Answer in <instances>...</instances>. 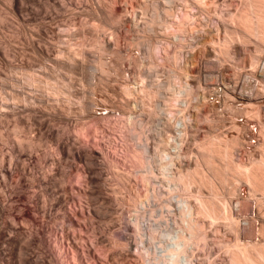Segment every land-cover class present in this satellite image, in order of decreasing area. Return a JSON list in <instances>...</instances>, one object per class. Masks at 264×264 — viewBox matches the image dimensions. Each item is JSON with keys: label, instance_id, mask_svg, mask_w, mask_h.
<instances>
[{"label": "rangeland", "instance_id": "374dc122", "mask_svg": "<svg viewBox=\"0 0 264 264\" xmlns=\"http://www.w3.org/2000/svg\"><path fill=\"white\" fill-rule=\"evenodd\" d=\"M169 1H170V3H169ZM175 1L176 0H174V1L173 0H166V2H168V3H166V5H165L164 0H160V1L159 0H21L20 5H19L20 6L19 11H17V10H15L13 2L10 3L11 0H0V48L2 47L1 49H3L2 51L0 49V53H2V55L0 54V66H2V67H0V71L3 73L5 71L4 74L6 75V77H3L4 75H2V78H4V79L0 80V88L2 90V91L0 90V92L3 93L2 97L5 98V96H6V98L4 99L0 95V166L3 164V163H1V160H2L1 158H3V160H4L3 165L4 166L3 165L2 166L4 167L3 169L7 172V174H6L4 170L1 171L2 168L0 167L1 168L0 169V180H1L0 181V189H1L0 190V192H1L0 193V204H1L0 205V213H1L0 214L1 215L0 216V224L1 223L3 224V221H4L3 219L6 218L4 216V214L6 215L7 213H5V212H9V211H11V214L17 220L16 221L17 234L13 236L12 241L8 242L9 244L8 243L3 244L4 256L2 258V261H0L1 264H21L20 261H22V258L27 256L28 254L32 255V257L36 256L35 260L38 262L39 257L44 256V253L47 254L49 257L51 256L50 258L54 262V263L52 262L53 264H63L65 261L66 262L64 264H67V262H68V264H77L78 262L76 263L73 260V258H72V260L74 262H71L72 261L71 260V257H72L71 256L72 255L71 250H69V247L67 248V244L64 243V242H66L65 237L62 236L64 234V232L62 230L64 229L65 224H67L68 217L74 223L77 224V225L75 224V228H77V229L74 228L76 235H78V236H76L77 237L76 238L77 239L76 245H78V246H76V250L78 248L77 254H79V257H80L79 260H80L81 264H87V263H89V264H112L115 262V261L113 262V260L116 258L115 257V256H117L116 254H118L120 251H121L120 252L121 254L119 253L120 256H118L119 257L118 261H120L121 264H169L168 260L173 258V257L170 258V256H169V254H170L169 249H171V247L175 248V246H173L174 244L172 242H174L173 239L175 238V235L177 233H180L179 235L181 237L178 239V241L180 240L181 243H179L180 247H179V249H177V250H179V254H180V257L179 256H178L179 258L177 257V259L181 262L180 264H183V263L185 264V261H187L186 264H188V263L189 264H234V263H232L233 262L232 261V258H233V251L232 250H233V245L235 243L237 231L235 230L236 228H234L235 224H234L233 220L237 216H238V218L239 217L241 218V219L239 218L240 223H241L240 224L241 231L239 229V232L241 233L240 236L244 234L243 236H241L242 243H251L252 242V244L257 243L256 245L264 247V234L262 233V230H261V227L264 226V218L262 216V213L264 211V206H263L264 199L262 200L261 205L259 207V211H260L259 213H258L257 208H256V210L254 209V205H253L252 214H247L248 209H249V203H246V202L244 203V200L247 198L249 199V197H251V199H252L253 196L259 198V194L253 192L252 189L250 190V187L248 185H246V183H243V181H234L232 179V176L234 175L235 172H233L231 169L223 171L224 173L222 172L225 175V177L223 176V178H227L226 179L227 181H224V182H227V184L225 183V185H224L222 182L217 181V183L215 182V184H214L215 185L214 190H212L213 188H211L207 184H204V183L201 184L199 182V180H197V178H192L190 185L186 187L188 190H186V188H185V190H180L178 193H174L172 195L170 193H168L169 191L165 185V181L163 179V176L162 177L160 176V175H162L161 174L162 167L160 166L161 164H159L160 158L158 157V155L156 156L155 150L157 151V154L159 152V155L161 152H164V151H165L164 153L170 155V157L175 155L174 156L175 159L172 157L173 160H175L174 161L175 167L174 166L171 167V171L174 174L178 173L177 171H179L180 169H182L179 171L181 173H186V172L191 173L193 171V169L195 168L196 164H200L201 165L200 167L202 168L203 174L205 176L209 177L211 175L212 171L210 170L209 166H205L206 165L205 161L203 162V160H201V159H203V157L201 158V156H204V154H205L202 151L203 149L201 148V145L205 144V140L207 142L208 139L209 140L212 139L215 142L217 140H220L219 142H221V144H222L223 140H228V139L231 140L232 139L231 141H233V143L229 140H228V143L231 142L233 145L236 144L237 146L236 145L231 146L230 145L231 143L228 144V145H230L229 147L231 150L230 151L231 156L229 157V160L227 161L228 163H230L232 161L231 163H233V162L238 163L239 162V164L242 165V163L244 162L243 165H246V164L249 165L251 159H256L258 157L257 156V154L259 155V149L257 148L258 137H257V135L254 136L256 134L255 128L258 125L255 123V121H250L251 119L248 120L249 117L253 119V117H251V113L247 114L244 112H241V113L237 112L239 115L238 114L236 115V111H234V108H237V106L238 107L240 106V103L238 102V99H237L238 95L239 94L247 95V92H249V94H250V91L248 90V89H250L249 84L246 83V82L251 81L247 78L248 75H250L249 78L252 76H253L252 78L256 77L257 81L260 80V82L262 83L263 87H261L262 89L259 88L261 90H257V96L254 95L255 97L253 99V102H256V103H254L256 105V106L254 105V107H257L256 109H259L260 112H263L262 117H264V106H263V104H264V74H262L264 71L261 70V67L259 65H257V67L252 66L251 67L252 69H251L250 68L251 65L249 66L250 62H248L251 54L252 55L256 54L255 48H259L261 50L262 48H264V45H262V44L260 45V43L256 39H254V37H252V35L249 36V35H247L248 33L247 34L244 33L247 35V37H246V35L243 34L244 31L241 29L242 27L239 26V28H238L237 21L235 20V18L233 16V14L236 15L239 12V11L237 12V9L238 10L242 9V8L239 9V6L242 7L243 2H245V1L242 2V0H205V1L202 0V1L198 2L201 4L203 2V5L201 8H200V4L196 3L198 0H181V1L177 0L178 3ZM182 2L183 3L185 2L187 5H185V3L183 4ZM236 3H237V5H236ZM54 4H55V6H54L55 8L52 7ZM154 4L156 6H154ZM167 4H170V6H168ZM197 4L199 7L197 6ZM225 4L227 7L225 6ZM232 4H234V5L232 6ZM203 7H205V8H203ZM165 8H166V10H165ZM170 8L172 9L171 13H169L171 10ZM177 8L180 11H178ZM229 8H230V10H229ZM235 8H237V9H235ZM183 9H187V10H183ZM164 10H165V12H164ZM144 11H145V13H144ZM229 11H231V12H229ZM162 12H164V13H162ZM166 12L169 15L165 14ZM194 13L197 15L193 16ZM206 13H208V14H206ZM228 13H230V14H228ZM158 14L160 17L158 16ZM231 14H232L234 20L232 19V17H230ZM172 15H173V17L174 16L175 17L171 19ZM200 15L203 16L202 19H201ZM224 15H226V16H224ZM168 16H170V17L168 18ZM184 16H186V17H184ZM177 17H178V19H177ZM194 17L195 18L197 17V18L195 19ZM198 17H200V18H198ZM187 18L193 19L192 22H191V20H189L190 21L189 22ZM226 18H227V20H225ZM154 19L156 20V22L154 21ZM165 19L167 20V24H165L166 23ZM150 20H152V21H150ZM194 22L196 25L193 24ZM232 22H234V23H232ZM188 23H190V24H188ZM197 23L199 24V26ZM177 24H179V25H177ZM220 24H221V26H220ZM232 24L234 25L233 27H232ZM168 26H170V27L168 28ZM182 28H184L183 32L181 30ZM198 28H199V30H201V32L198 30ZM202 29H203V31H202ZM234 29L237 32H239L241 30L240 32L242 34H240V32L238 34L241 36H245V38L247 39V40H245L246 44H245V42L242 43L245 45H242L240 43V46H239V42L237 41V39L235 40L236 42L233 40V39H235V38H233V33L235 31ZM166 30H167V32H165ZM175 30H177V31L175 32ZM222 30H224L225 32ZM185 31L186 32L188 31L187 34ZM226 32H228V33H226ZM176 33H178V34L176 35ZM228 34L230 35V38L233 40V42L230 41V42H232V44H229V42H228V44L231 46H229V48H228V44H227V49L229 50V52L230 51L233 52L234 49H237L238 52L240 50V52L238 53V54L241 53L240 56L239 55H233V53H232V54H229L227 57H225L226 55L223 56V54H220L219 49L221 47V43H222L221 41H224L226 39L225 37H227V36L229 37ZM172 35H174V36H172ZM176 36H178L177 39H176ZM80 39H83V40L81 41ZM175 39L178 41L176 42ZM221 39H223V40H221ZM37 41H38V44L41 42V45H42V43H43L42 46L40 45L41 47H43L44 45H45L44 46L45 48L48 47L47 45H49V47L51 46L50 48L49 47L47 48L50 56L44 55V54L43 55L40 54L41 55L40 56L37 52H36L37 54L33 53L36 51L34 44L37 45ZM193 41H195V43ZM32 43H34V44H32ZM203 43H204V45H203ZM100 44H102V45H100ZM170 45H172V46H170ZM252 45H254V46H252ZM65 46H67L68 48ZM103 46H104V48H103ZM200 46H201V48H200ZM217 46L219 48H217ZM257 46H259V47H257ZM153 47L154 48L156 47L155 49H157L158 51L153 49ZM53 48H55V49H53ZM69 48L73 49L75 52H77V51L79 52V50L80 51L82 50V56H77L79 61L77 60V57H75L70 65L64 57L59 56L60 54H62V55L63 54L65 55V53L67 54V52L70 50ZM51 49H53V50H51ZM198 49H199V52H198ZM205 49L208 51H206ZM101 50H103V51H101ZM195 50H196V52H195ZM56 51L58 53H55ZM177 51H179V52H177ZM205 51L209 53V55H208V58L210 57L209 59L206 57V55L203 54V52L205 53ZM213 51H214V54H213ZM5 52L11 53V55L13 54V56L15 55L14 56L15 59L12 58V60H15L13 62L14 65L12 64V66H11L10 63H8L10 65L7 64L8 61L6 62L5 56L3 55ZM153 52H155L154 54H156V56L153 54ZM84 53H85V56H84ZM146 53H147V55H146ZM197 53H198L199 57L197 56ZM261 53H262V56H264V49H263V51H261ZM54 54L58 55V56H56L57 58L55 57ZM173 55H174V57H173ZM211 55H212V57H211ZM219 55H222V56H219ZM259 55H261V54H259ZM83 56H84V58H82ZM141 56H142V58H141ZM175 56H177V58H175ZM147 57H148V59H147ZM170 57L172 60L174 58L175 59L172 61L170 59ZM190 57L194 58V59L191 60ZM240 57L243 59H241ZM16 58H17V60H16ZM63 58H64V60H63ZM98 58H100L103 61V63L105 64V68H104L105 73H103V72L100 73L99 70H96L94 72H93V70H91L92 64L93 65L95 64V62L93 60L96 61ZM129 58H131V59L129 60ZM135 58H137V60ZM166 58H167V61H166ZM177 59L179 60V62L177 61ZM27 60H29V61H27ZM40 60H41V62H39ZM134 60H135V62H134ZM199 60H200V62H199ZM175 61H176V63H175ZM32 62L35 64L37 63L38 65L41 64L40 67H42V66L45 67V68L44 67H42V68L34 67V69L36 70V73H37L36 75H38V77H40V78L42 77L43 78V79L41 78L42 80H45L46 78H48L46 80H54V81H56L57 85H59L61 90L69 91L68 93L72 97L71 103H68L64 99V96H58V97H51L50 96V97H48L49 95L48 96L46 95L47 93H46V89L44 86L42 88L45 91H43L41 87H38L36 89V88H33L32 86H26L25 81L22 80L23 79V77H21L22 75L18 74V73H20V71L18 70V72H17L16 71L17 69L14 67L19 66L18 68L29 69ZM44 62L47 64H45ZM129 62H131V63L133 62V63L129 64ZM140 62L142 63V66H141ZM169 62L171 65L169 64ZM177 62H178V64H177ZM208 62L211 64H209ZM215 62H216V64H215ZM191 63H192V66H191ZM135 65H137V66H135ZM169 65H170V67H169ZM89 66H90V70L87 69V68H89ZM134 66H135V68H134ZM9 67H10V69H9ZM136 67H140V68L138 69ZM150 67L152 68V70ZM168 67H169V69H168ZM37 68L39 69V72H37L38 71ZM73 68H74V70H73ZM40 69H42V70L40 71ZM258 69L261 70V72ZM11 70H13L12 73H11ZM57 70H59V71H57ZM122 70H124V71H122ZM150 70L152 73L150 72ZM256 71L258 74L256 73ZM15 72H17V73H15ZM178 72H180V73H178ZM208 73H210L211 76ZM149 74H151V75H149ZM183 74H186V75H183ZM19 75H20V77H19ZM43 75H45V76H43ZM170 75H175L173 78L175 81L172 80L174 82L175 87H172L173 85H171L173 83H171L172 81H171ZM214 75H215V77H214ZM167 76L170 78H168ZM242 76L244 78H242ZM260 76L262 79L259 78ZM0 77H1V75H0ZM179 77H181V79ZM207 77H210V80ZM142 78H144V80ZM204 78H206V80ZM140 79H142V83L145 82L144 86H146L148 84L146 87H149L151 84H153V86L155 85L154 87H151L153 90L157 89V87L159 86L158 89L160 91L158 90V94H157L158 97L156 96L154 98L153 97L150 98L147 96L148 97L147 98L145 94L138 91L139 86L141 84ZM247 79H248V81H247ZM125 80H127V81H125ZM244 80H246V81H244ZM22 81H24V82H22ZM128 81H130V82H128ZM133 81L134 82L140 81V82L139 83L137 82V84H136V83H133ZM180 81L184 85L188 82L187 84H188L189 91H188V89H187V91H188V93H190V95L187 93V91H185L184 94H183V92L181 93V96L178 94L179 95V97H178L176 92L175 93L171 92V91H173L174 88H175L174 91H176L178 89V86H182V84L179 83ZM241 81H242V83H241ZM9 82H11V83H9ZM168 82L171 85L170 91L167 88V86L169 84ZM157 83H158V85H157ZM210 83H212V84H210ZM120 85H122V86H120ZM124 85H126V86L130 85L129 87L131 89H133L132 94H131L133 96L123 94L122 89H123ZM137 85H139V86H137ZM235 85L237 86V88ZM176 86H177V88H176ZM242 86L244 89L246 88V90H244L242 88ZM20 87H21V90H20ZM65 87H67V89ZM132 87H134V88H132ZM228 87H230V88H228ZM247 87H248V89H247ZM119 88L121 90H119ZM239 88H240V90H239ZM241 88L243 90H241ZM164 89H165V92H164ZM212 89H214L215 92ZM167 90H168V92H167ZM207 90H208V93H207ZM209 90H210V92H209ZM8 91H9V94L6 93ZM41 92H43V93H41ZM134 92H136V95ZM223 92H224L225 98L223 95H221V94H223ZM232 92H234V93H232ZM236 92H238L239 94ZM185 93H187L188 95ZM191 93H192L193 98L191 97ZM200 93H203V94H200ZM217 93H219V94H217ZM254 93L256 94V91ZM172 94L173 95L175 94L174 96H177V97H175V99H174V96ZM226 94L228 95L229 99L226 97ZM12 95L14 97H17L19 101L17 102V101L11 100L10 97H12ZM20 96H21V98H20ZM89 96H91V98ZM139 96L142 98H139ZM172 96H173V98H172ZM220 96H222L223 99H221ZM76 97H77V99H76ZM28 98L30 100H28ZM149 98L151 100H153V102L150 101ZM2 99H4L5 101H3ZM87 99H88V101L90 99L92 100L91 109L87 110L88 113L86 111L82 112L80 110V106H79L81 103L86 104L85 102H87L86 101ZM184 99L187 102L184 101ZM93 100H94V102H93ZM173 100H174V102H173ZM260 100L261 101L263 100V101L261 102ZM79 101L80 102L82 101V102L80 103ZM200 101H201V103H200ZM233 101H235V102H233ZM3 102H5V103H3ZM203 102H204V105H203ZM9 103H10V105H9ZM126 104H128V105H126ZM180 104H182V105H180ZM229 104H230V107H231V105H233L234 107L232 106L233 108H230V109H228L229 107L226 108L225 106L229 105ZM35 105H36V108H35ZM170 105H171V108H174V110L170 109ZM179 105H180V107H179ZM196 105H197V108H196ZM40 106H41V108H40ZM183 106H184V109H183ZM198 106H200V107H198ZM31 108H33V109H31ZM48 108L51 112L48 110ZM162 108L164 109V111ZM175 108L177 111L175 110ZM178 108H179V110H178ZM180 108L182 110H180ZM208 108H212V109H208ZM222 108H225V109H222ZM100 109H102V110H100ZM113 109H115V110H113ZM152 109H153V111H152ZM180 111H182V112H180ZM250 111H252V110H250ZM125 112H126V114H125ZM144 112H145V114H144ZM130 113H132V114L130 115ZM177 113L179 114L178 117L176 116ZM180 113H182L183 116H181ZM231 113H232V116L229 115ZM30 114H32V116H30ZM151 114H152V116H151ZM194 114H196V115H194ZM219 114H222L223 116L220 117L221 115H219ZM233 114H234V116H236L237 119L233 117ZM243 114H245L246 117ZM14 115H16L17 117ZM137 115H138V117H137ZM132 116H133V118H132ZM135 116L137 117V119ZM180 116L182 119L180 118ZM194 116H195V119H194ZM239 116H241V117H239ZM36 117H38V118H36ZM44 117H47V118H44ZM161 117L162 118L164 117L163 119L166 122ZM165 117H167V119ZM228 117H230V118H228ZM42 118H43V120L40 121V119H42ZM231 118H233V119H231ZM38 119L40 122L34 121V120H38ZM79 119L82 121H80ZM147 119H149V120H147ZM170 119H172V120H170ZM174 119H176V121ZM234 119L236 120V121H234L235 123L232 122V120H234ZM245 119H247L248 122ZM167 120L170 122H168ZM187 120H188V122H187ZM142 121H143V123H145V122L146 123L141 124ZM17 122H18V124H17ZM43 122L44 123L46 122V123L44 124ZM83 122H87L88 125H91V127L88 126V128H87V133H88L87 138L88 139L87 138H85V139L77 138L74 134L75 130ZM130 122L132 124L134 123L135 125H132ZM14 123L16 125H14ZM127 123H128V125H125ZM181 123L184 125V127H180ZM232 123H233L235 128H236V124H237V130L234 127H231ZM249 123H250V125H249ZM253 123H254V126L252 125ZM172 124H173V126H172ZM41 125H43V127ZM14 126H15V128H14ZM132 126H133V128H132ZM164 126H166V127H164ZM239 126H240V128H239ZM178 127H180V128H178ZM188 127H190V128H188ZM246 128H247V130H248V128L252 129V132L253 131L254 132L252 134H250L251 132H249V130L247 131ZM195 129L197 130V132ZM241 131H244V132H241ZM160 132H161L162 136L159 135ZM248 132L251 135V138H249L250 135L248 134ZM14 133H16V134H14ZM56 134H58V135H56ZM145 134H146V136H145ZM188 134H191V135H188ZM14 135H16V136H14ZM177 135H179V136L177 137ZM18 136H19V138H18ZM138 136L140 137V140H139ZM236 136H239V138H240L238 140V143H236L234 141L235 140L234 138ZM241 136H243V137H241ZM57 137L59 140L57 139ZM70 137L73 140L75 139L76 142L71 143ZM172 137H174V138H172ZM14 138H15V140H13ZM9 139H11V140H9ZM172 139H174V142H173L174 144L172 143V141H173ZM38 140H41V142ZM83 140H84L85 144L83 143ZM27 141H29V142H27ZM22 142H24V143H22ZM30 142H33L31 144L33 145V147H35L31 150L32 152H30V150H29V153H28V150L26 151V149H24V148H22L23 151L21 150L23 157L20 158L19 163H21V162L24 163L23 165H25L26 169H25V176L23 177L24 181L21 178L20 179L21 185H20V184H17V181H19L18 175H17L19 171L17 172V170L15 171V169L14 170L12 169V172H10V170L7 169L8 164H9L8 163V161H9L8 157L10 155V152L12 151V147L20 146L19 148H21V145H20L21 143L22 144H28ZM38 142H39V144H38ZM159 142H160V144H159ZM36 143L39 146L36 145ZM66 143L68 144V147L72 146L71 151H73V152L70 151V153H71V156H73V157H71V156L69 157L68 155H70V154L63 156V154L61 153L60 148L62 146H66ZM69 143H71L73 145H71ZM17 144H19V145H17ZM62 144H65V145H62ZM156 145H158V146L154 147ZM80 146H81V150L84 148V149L88 150V152H91L92 154L91 153L90 154L94 158L93 159L92 157H90V159H91L90 161L92 162L91 168H93V172L97 171L96 173H94L95 174L94 176H96V179H95V183H92V185H91L92 187L90 186V184H89L90 182L88 181V177L86 175L87 171H85L86 168H85V164L83 165L84 162H80L74 157V153L77 152V150L81 151ZM96 146H98V148ZM161 146L162 147L164 146V148H162ZM77 147H79V148H77ZM159 147H160V149H159ZM90 148H91V151H90ZM152 149H155V150H152ZM165 149L168 151H166ZM142 150H145V151H142ZM235 150H237V151H235ZM55 151L58 153H56ZM140 151H141V153H140ZM147 151H148V153H146ZM144 153H146L145 154L146 156L144 155ZM176 153H178V154H176ZM161 154H163V153H161ZM199 155H200V157H199ZM138 156H139L140 160L138 159V163H137V161H136L137 159H135V157H138ZM105 157H106V160H105ZM233 157H234V159H233ZM22 158H23V160L21 161ZM141 158H143V159H141ZM213 158L215 159V160L214 159L213 160L215 161L214 164L217 165L216 166L217 168H219L220 166H222L226 163V161L221 159V158H217L215 156ZM57 159H59V160H57ZM151 159H153V160H151ZM165 159L166 160L168 159L167 156H165ZM235 159H237V161ZM23 161H25V162H23ZM139 161H142V162L139 163ZM146 161H148V163ZM195 161H196V163H195ZM111 163L112 164L115 163L116 167L118 166L117 169H118V172L120 171V173H119L120 175L122 173L121 176L120 175L117 176L116 173H114L115 171H113V170H115V169H113L110 166ZM95 164H97L99 166H97ZM138 165H140L141 167H143V166H145V167L141 168ZM213 166L215 167V165H213ZM208 167H209L210 171H207ZM177 168L179 170H177ZM201 168H199V170H201ZM220 168L219 169L222 170L223 166ZM72 169H73V171H72ZM61 170H62V172H61ZM47 171L49 173H47ZM202 171H200V172H202ZM45 172H46V174H45ZM73 172L76 175L78 174L77 175L78 179L80 178V176H81V178L79 180L76 179L75 178L76 176L75 177L73 176V174H74ZM139 173L140 174L142 173V174L140 175ZM28 174H34V176L36 175L37 177L35 176V178H39V177L45 178L46 177L47 182H48L47 186L50 190H49L48 196L46 197L48 200L45 203L46 204L45 206H47V205L49 206L50 203L52 204L54 202V200L51 197L54 198L56 194H57L56 196H60L62 200L64 199V198H62V196L66 197L62 201V205L60 204L62 207V208H60V210H62V211H60L61 213L59 212V208H56L57 207L56 206L55 208H53V211L52 210L50 211L48 216L46 215L47 218H46V216L41 218L42 214L39 211L35 210V208H34L35 205L33 203L29 202V199H28L29 197H37L40 194L39 187H38L39 183H37L38 181L34 180L33 185H31L29 183L30 182L29 181L30 176ZM62 174L64 175L63 176L64 178H62L60 176ZM98 175L100 176V178ZM123 175H125L126 177ZM142 175L146 177V180H147L146 182H144V181L142 182L140 180L141 177H143ZM68 176H69V178H68ZM70 177L71 178L74 177V179H73L74 182H73V180L71 181V183L69 182ZM60 178H62L63 182L62 181L61 182L63 184L59 182L61 180ZM66 178H67V180H66ZM119 178L120 179L122 178V179L120 180ZM148 179L151 181H148ZM75 180L78 182L75 183L76 182ZM142 180H143V178H142ZM66 181H67V183H66ZM230 181L232 182V184ZM96 182H97V184H96ZM149 182L152 183L153 186H151V184ZM218 182H220L221 184L219 185ZM229 182H230V185H229ZM234 182H235V184H234ZM3 183H5L6 185H2ZM148 183H149V186H147ZM16 184L18 187H16ZM69 184H71V185H69ZM101 184L102 185L104 184V185L102 186ZM154 184H155V186H154ZM143 185H146V186H143ZM87 186H89V188ZM7 187L8 188L10 187V188L8 189ZM12 187H14L15 189H13ZM90 187H91V189H90ZM151 187H152V189H151ZM164 187H165L166 191H165ZM85 188L87 190H85ZM6 189H7V191H5ZM88 189H89V192H88ZM14 190H15V192H14ZM22 190L25 193L20 192ZM10 191H12V192L9 194ZM90 191L93 192L92 194H95V195H93L94 198H92L93 197L92 194H89V193H91ZM18 193L19 194L21 193L23 195L20 194L21 195L20 196ZM63 193H64V195H62ZM162 193L164 194V197H162ZM16 194H18V195H16ZM7 195H9V196H7ZM83 195L84 196L88 195V196H92V197H88V196L84 197ZM98 195H99V198L97 197ZM169 195L175 196V197L171 198ZM177 195H180V197H182V198L184 197L183 199L185 201H187L188 205H190L189 207L191 208V210H193L192 215H191V217H192L191 219L192 220L197 219L196 221H193V223H195V226L198 224L197 226L199 229L197 228V226H196L197 229L194 226V229H192V232L194 230L193 233L191 232V230L188 231L189 229L185 226L183 219L180 217V215H181L180 206L174 205V203H176V201L174 199L176 198ZM214 195L217 196L218 200H216V201H217L218 206L221 209L223 208L224 211L227 213L229 211L230 214L229 213L228 214L226 213V214L231 215L232 219L219 218V219H217L218 221L215 220L214 222H211L210 219H208V218L205 219V217L198 212L197 203H196L197 198L201 197V198L208 199V198H212ZM22 196H24V197H22ZM101 196H103V197H101ZM137 196H139V197H137ZM77 197H79V198H77ZM90 198H92V199L90 200ZM236 198L239 199L241 202H243V204L240 207V211H239L240 214L236 211L237 210V207H235L236 206L235 205ZM2 199H5V200H2ZM50 200H52V201H50ZM98 200H100V201H98ZM153 200H155V201H153ZM172 200H174V201H172ZM229 200L231 201V204L229 203L230 202ZM88 201H90V202H88ZM94 201H95V203H94ZM134 201L136 203H133ZM131 202L133 203V205ZM164 203H166V204H164ZM40 204L42 205V203H39V205ZM72 204H74V208H73ZM135 204H137L136 206H138V207H136ZM139 204H140V206H139ZM169 204H170V206H169ZM95 205H97V206H95ZM102 205H103V207H102ZM220 205L225 206V208L223 206L221 207ZM79 206H80V208H79ZM19 207H20V209L18 210L17 208H19ZM58 207H60V206H58ZM97 207H101L102 211L103 210L105 211V212L103 211L104 212L103 215H105L106 217L102 215L103 218L99 219V221L101 220L102 223L97 222L98 218L96 217L95 214H93L94 213L93 209L95 211V209ZM163 207H164V210L162 209ZM176 207L180 211H178L176 209ZM10 208H11V210H9ZM75 208H77L79 210H76ZM227 208H228V210H227ZM21 209H23L24 211H22ZM161 210L164 211L165 213L163 214V212H161ZM224 211H223V213L225 214ZM14 212H16L17 216H15ZM17 212H19L21 214L18 215ZM63 212H65L66 214ZM74 212H76V213H74ZM194 212H195V214H194ZM2 213H3V215H2ZM30 214H32V215H30ZM193 214H194V216H193ZM233 214H237V215H233ZM63 215L65 217H67V219ZM177 215H179V216H177ZM195 215H199L201 217H199V216L195 217ZM73 216H75V217H73ZM21 218L22 219H25V218L33 219V229L35 228V231L38 229L36 231V234H35L36 236H34V241L31 243L29 242L28 231H26V228L23 225H21L22 224ZM55 218H56V220H55ZM198 218L201 219L202 222L200 220H198ZM247 218L248 219L250 218V219L248 220ZM252 218H253L255 223L252 221ZM75 219H77V220H75ZM179 219H180V221H179ZM191 219H189V220H191ZM82 220H84V221H82ZM93 220H95L96 222ZM161 220L164 222H162ZM245 220L246 221L248 220L247 221L248 223L250 221L249 225H248V223H247V225H246V223L244 224V222H246ZM5 221H6V219H5ZM181 221H182V223H180ZM62 222H63V224L61 225ZM77 222H79V223H77ZM251 224H253V225H251ZM176 225H177V227L175 228ZM152 226H153V228H152ZM98 228L100 230L101 229L102 230L100 231ZM154 228H155V230H154ZM180 228L183 229L184 231L180 230ZM58 229H60V233H62V234L59 233ZM186 229H187V231H186ZM51 230H52V232H51ZM79 230H81V232ZM77 231H79V233ZM251 231H253L252 232L253 234H250ZM242 232H243V234H242ZM195 233H198L199 235L198 234L195 235ZM188 234H189V236H187ZM247 234H249L251 236H249ZM100 235H101V238H100ZM167 235H168V237H167ZM79 236H81V237H79ZM152 236L154 238H152ZM57 237L58 238L60 237L61 239L60 238L58 239ZM160 237H161V239H160ZM172 237H174V238H172ZM190 237H192V239ZM164 238H166V239H164ZM184 238H186V239H184ZM78 239H79V241L80 240L81 241L86 240V241L82 242V243L80 241V243H81V245H80ZM102 239L104 242H102ZM197 239H198V241H197ZM15 240L19 241V244L21 245L22 249H17L15 247V249H16L15 250L13 248L14 243H12V242H14ZM182 240H183V242H182ZM53 241H54V243H53ZM77 241L79 244L77 243ZM83 243H86V245ZM38 245H39V247H38ZM63 245L64 246L66 245V246L64 247ZM82 245L83 246L85 245L84 246L85 248ZM168 245L170 248L168 247ZM166 246L169 249H167ZM182 246H183V248H181ZM79 247L82 249H80ZM166 249L168 250L167 251L168 253H166ZM180 249H181V253H180ZM14 250L16 253L14 252ZM24 250H25V252H24ZM59 250L61 253L59 252ZM68 250H69V252H68ZM116 250H117V252H116ZM18 251H20V253ZM43 251H44V253H43ZM79 251H80V253H79ZM66 252L68 254H66ZM25 253H26V255H25ZM113 254H115V255H113ZM91 256H93V257H91ZM37 257H38V259H37ZM110 257H112V258H110ZM110 259H111V261H110ZM120 263H118V264H120Z\"/></svg>", "mask_w": 264, "mask_h": 264}, {"label": "bare ground", "instance_id": "6f19581e", "mask_svg": "<svg viewBox=\"0 0 264 264\" xmlns=\"http://www.w3.org/2000/svg\"><path fill=\"white\" fill-rule=\"evenodd\" d=\"M160 1V0H159ZM165 1V5H166V3H168V2H166V0H164ZM174 1V0H173ZM178 1H181V0H178ZM200 1H202V0H198L196 3H198V2H200ZM205 1V0H204ZM243 1H245V2H243ZM13 2V5H14V7H15V10H17V11H19V8H20V2H21V0H11V2L10 3H12ZM152 2V1H151ZM150 2V3H151ZM163 2V1H162ZM175 2H177V0L175 1ZM242 2H243V5H242V7L241 6H239V9L240 8H242V9H240V10H238L237 8H235V9H237V14L235 15V14H233V16H234V18H235V20L237 21V26H238V28H239V26L240 27H242L241 29L244 31H242L243 32V34L244 33H248L247 35H249V36H251L252 35V37H254V39H256L259 43H260V45L262 44V45H264V0H242ZM241 2V3H242ZM143 3V2H142ZM153 3V2H152ZM169 3H170V1H169ZM178 3V2H177ZM183 3V2H182ZM185 3V2H184ZM183 3V4H184ZM189 3V2H188ZM213 3V2H212ZM226 3V2H225ZM149 4V3H148ZM198 4H200V8L202 7V5H203V2H202V4L201 3H198ZM198 4H197V6H198ZM205 4V3H204ZM214 4V3H213ZM222 4V3H221ZM224 4V3H223ZM230 4V3H229ZM168 6H170V4H167ZM180 5V4H179ZM185 5H187L186 3H185ZM206 5V4H205ZM231 5V4H230ZM234 4H232V6H233ZM236 5H237V3H236ZM55 6V4L52 6V7H54ZM152 6V5H151ZM154 6H156L155 4H154ZM161 6V5H160ZM207 6V5H206ZM225 6H226V4H225ZM229 6V5H228ZM188 7V6H187ZM199 7V6H198ZM221 7V6H220ZM227 7V6H226ZM55 8V7H54ZM154 8V7H153ZM172 8V7H171ZM170 8V9H171ZM182 8V7H181ZM180 8V9H181ZM189 8V7H188ZM203 8H205V7H203ZM143 9V8H142ZM146 9V8H145ZM162 9V8H161ZM169 9V8H168ZM167 9V10H168ZM178 9V8H177ZM176 9V10H177ZM190 9V8H189ZM188 9V10H189ZM220 9V8H219ZM149 10V9H148ZM155 10V9H154ZM165 10H166V8H165ZM165 10H164V12H165ZM183 10H187V9H183ZM222 10V9H221ZM229 10H230V8H229ZM21 11V10H20ZM159 11V10H158ZM171 11H172V9L170 10V12L169 13H171ZM178 11H180L179 9H178ZM216 11V10H215ZM219 11V10H218ZM217 11V12H218ZM223 11V10H222ZM226 11V10H225ZM235 11V10H234ZM164 12H162V13H164ZM168 12V11H167ZM167 12L165 13V14H167ZM182 12V11H181ZM187 12V11H186ZM205 12V11H204ZM229 12H231V11H229ZM236 12V11H235ZM234 12V13H235ZM144 13H145V11H144ZM152 13V12H151ZM155 13V12H154ZM157 13V12H156ZM179 13V12H178ZM183 13V12H182ZM190 13V12H189ZM215 13V12H214ZM221 13V12H220ZM227 13V12H226ZM206 14H208V13H206ZM224 14V13H223ZM228 14H230V13H228ZM157 15V14H156ZM161 15V14H160ZM163 15V14H162ZM167 15H169V14H167ZM174 15V14H173ZM173 15L171 16V19L172 18H174L173 17ZM185 15V14H184ZM188 15V14H187ZM186 15V16H187ZM194 15H197V14H193V16ZM210 15V14H209ZM220 15V14H219ZM150 16V15H149ZM158 16H159V14H158ZM177 16V15H176ZM186 16H184V17H186ZM208 16V15H207ZM224 16H226V15H224ZM223 16V17H224ZM233 16H232V14H231V16L230 17H232V19L234 20V18H233ZM160 17V16H159ZM167 17V16H166ZM170 16H168V18H169ZM200 17H201V19H202V17L203 16H201L200 15ZM200 17H198V18H200ZM218 17V16H217ZM221 17V16H220ZM167 18V19H168ZM193 18V17H192ZM195 18V17H194ZM197 18V17H196ZM195 18V19H196ZM222 18V17H221ZM177 19H178V17H177ZM182 19V18H181ZM188 19V18H187ZM194 19V20H195ZM204 19V18H203ZM216 19V18H215ZM229 19V18H228ZM166 20V19H165ZM189 20H191V22H192V20L193 19H188V21ZM206 20V19H205ZM217 20V19H216ZM225 20H227V18L225 19ZM150 21H152V20H150ZM154 21L156 22V20L154 19ZM161 21V20H160ZM180 22V21H179ZM190 22V21H189ZM200 22V21H199ZM224 22V21H223ZM231 22V21H230ZM165 23V22H164ZM176 23V22H175ZM183 23V22H182ZM220 23V22H219ZM232 23H234V22H232ZM152 24V23H151ZM165 24H167V20H166V23ZM188 24H190V23H188ZM194 25H196L195 24V22L193 23ZM198 24V23H197ZM202 24V23H201ZM222 24V23H221ZM221 24H220V26H221ZM230 24V23H229ZM177 25H179V24H177ZM186 25V24H185ZM151 26V25H150ZM166 26V25H165ZM181 26V25H180ZM192 26V25H191ZM190 26V27H191ZM198 26H199V24H198ZM230 26V25H229ZM234 25L232 24V27H233ZM152 27V26H151ZM170 26H168V28H169ZM217 27V26H216ZM167 28V27H166ZM179 28V27H178ZM185 28V27H184ZM184 28H182L181 30H182V32L184 31L183 29ZM237 28V29H238ZM172 29V28H171ZM180 29V28H179ZM230 29V28H229ZM169 30V29H168ZM198 30H199V28H198ZM233 30V29H232ZM231 30V31H232ZM235 30V29H234ZM239 30V29H238ZM174 31V30H173ZM177 30H175V32H176ZM180 31V30H179ZM189 31V30H188ZM187 31V32H188ZM200 32H201V30H199ZM202 31H203V29H202ZM222 31H224V30H222ZM236 31V30H235ZM234 31V33H233V38H235V39H233L234 41L237 39V41L239 42V46H240V43L242 44V43H244L245 42V40H247L246 38H245V36H241V35H239L238 33L241 31H239V32H235ZM165 32H167V30L165 31ZM186 32V31H185ZM187 32H186V34H187ZM225 32V31H224ZM233 32V31H232ZM171 33V32H170ZM205 33V32H204ZM217 33V32H216ZM226 33H228V32H226ZM230 33V32H229ZM83 34V33H82ZM175 34V33H174ZM178 33H176V35H177ZM196 34V33H195ZM213 34V33H212ZM232 34V33H231ZM240 34H242L241 32H240ZM246 34H244V35H246ZM210 35V34H209ZM229 35V34H228ZM247 35H246V37H247ZM85 36V35H84ZM172 36H174V35H172ZM183 36V35H182ZM211 36V35H210ZM225 36V35H224ZM227 36V35H226ZM177 37L178 36H176V39H177ZM194 37V36H193ZM200 37V36H199ZM209 37V36H208ZM31 38V37H30ZM84 38V37H83ZM169 38V37H168ZM182 38V37H181ZM180 38V39H181ZM202 38V37H201ZM204 38V37H203ZM214 38V37H213ZM223 38V37H222ZM226 39L224 40V41H221L222 43H221V47H220V54H223V56L224 55H226L225 57H227L229 54H232L233 53V55H241V53L240 54H238L239 52H240V50H239V52H238V50L237 49H234L233 50V52H229V50L227 49V44H228V42H229V44H232V42H233V40L230 38V35H229V37L227 36V37H225ZM250 38V37H249ZM175 39V40H176ZM183 39V38H182ZM252 39V38H251ZM70 40V39H69ZM81 41L83 40V39H80ZM166 40V39H165ZM170 40V39H169ZM184 40V39H183ZM198 40V39H197ZM207 40V39H206ZM209 40V39H208ZM217 40V39H216ZM221 40H223V39H221ZM34 41V40H33ZM168 41V40H167ZM178 40H176V42H177ZM210 41V40H209ZM230 41H232V42H230ZM251 41V40H250ZM256 41V42H257ZM40 42V41H39ZM71 42V41H70ZM69 42V43H70ZM99 42V41H98ZM175 42V41H174ZM184 42V41H183ZM194 43H195V41H193ZM207 42V41H206ZM236 42V41H235ZM80 43V42H79ZM97 43V42H96ZM95 43V44H96ZM100 43V42H99ZM202 43V42H201ZM32 44H34V43H32ZM72 44V43H71ZM98 44V43H97ZM166 44V43H165ZM168 44V43H167ZM173 44V43H172ZM187 44V43H186ZM193 44V43H192ZM218 44V43H217ZM228 44V48H229V46H231V45H229ZM245 44H246V42H245ZM245 44H242V45H245ZM41 45V42L38 44V41H37V45H35L34 44V46H35V48H36V51L35 52H33V53H38L39 55L41 54V55H49V51L47 50V48L49 47V45H47L48 47H41L42 45H43V43H42V45ZM80 45V44H79ZM78 45V46H79ZM83 45V44H82ZM100 45H102V44H100ZM174 45V44H173ZM183 45V44H182ZM202 45V44H201ZM203 45H204V43H203ZM207 45V44H206ZM210 45V44H209ZM238 45V44H237ZM249 45V44H248ZM155 46V45H154ZM170 46H172V45H170ZM233 46V45H232ZM235 46V45H234ZM252 46H254V45H252ZM51 47V46H50ZM49 47V48H50ZM53 47V46H52ZM65 47H67V46H65ZM148 47V46H147ZM146 47V48H147ZM157 47V46H156ZM155 47V48H156ZM174 47V46H173ZM177 47V46H176ZM192 47V46H191ZM196 47V46H195ZM247 47V46H246ZM257 47H259V46H257ZM2 48V47H1ZM0 48V49H1ZM6 48V47H5ZM68 48V47H67ZM84 48V47H83ZM103 48H104V46H103ZM102 48V49H103ZM154 47H153V49H155ZM158 48V47H157ZM166 48V47H165ZM181 48V47H180ZM200 48H201V46H200ZM210 48V47H209ZM217 48H219L218 46H217ZM248 48V47H247ZM34 49V48H33ZM53 49H55V48H53ZM53 49H51V50H53ZM70 49V48H69ZM150 49V48H149ZM178 49V48H177ZM194 49V48H193ZM232 49V48H231ZM230 49V50H231ZM256 49V54H251V56L249 57V61L248 62H250V64H249V66H250V68L253 66H255V67H257V65H259L260 67H261V70H263L264 71V56H262V53H261V51H263V49L264 48H262L261 50L259 49V48H255ZM3 49H1V51H2ZM35 50V49H34ZM155 50H157V49H155ZM204 50V49H203ZM206 50V49H205ZM254 50V49H253ZM58 51V50H57ZM55 52V53H58V52ZM101 51H103V50H101ZM147 51V50H146ZM158 51V50H157ZM167 51V50H166ZM172 51V50H171ZM174 51V50H173ZM206 51H208V50H206ZM205 51V53L203 52V54L204 55H206V57L208 58V55H209V53L208 52H206ZM255 51V50H254ZM12 52V51H11ZM67 52V51H66ZM145 52V51H144ZM143 52V53H144ZM156 52V51H155ZM155 52H153V54L155 53ZM177 52H179V51H177ZM195 52H196V50H195ZM198 52H199V49H198ZM16 53V52H15ZM32 53V54H33ZM36 53V54H37ZM149 53V52H148ZM166 53V52H165ZM171 53V52H170ZM191 53V52H190ZM212 53V52H211ZM243 53V52H242ZM246 53V52H245ZM1 55H2V53H0ZM162 54V53H161ZM180 54V53H179ZM184 54V53H183ZM192 54V53H191ZM213 54H214V51H213ZM259 54H261V55H259ZM4 56H5V60H6V62H7V64L8 63H10L11 64V66H12V64L14 65V61L15 60H12V58L13 59H15L14 58V56H13V54L11 55V53H7V52H5L4 54H3ZM40 55V56H41ZM55 55V54H54ZM142 55V54H141ZM145 55V54H144ZM146 55H147V53H146ZM149 55V54H148ZM155 56H156V54H154ZM176 55V54H175ZM182 55V54H181ZM193 55V54H192ZM245 55V54H244ZM38 56V55H37ZM50 56V55H49ZM56 56H58V55H55V57ZM60 57L62 56V57H64L65 59H66V61L69 63V65L72 63V61L74 60V58L75 57H77V56H82V50L80 51L79 50V52L77 51V52H75L73 49H70L68 52H67V54L65 53V55L63 54H60L59 55ZM84 56H85V53H84ZM84 56L82 57V58H84ZM132 56V55H131ZM189 56V55H188ZM197 56H198V53H197ZM219 56H222V55H219ZM3 57V56H2ZM17 57V56H16ZM136 57V56H135ZM154 57V56H153ZM152 57V58H153ZM173 57H174V55H173ZM186 57V56H185ZM194 57V56H193ZM199 57V56H198ZM197 57V58H198ZM211 57H212V55H211ZM236 57V56H235ZM44 58V57H43ZM57 58V57H56ZM64 58H63V60H64ZM89 58V57H88ZM103 58V57H102ZM141 58H142V56H141ZM168 58V57H167ZM167 58H166V61H167ZM175 58H177V56H175ZM174 58V59H175ZM180 58V57H179ZM178 58V59H179ZM191 58V57H190ZM196 58V57H195ZM210 58V57H209ZM208 58V59H209ZM241 58V57H240ZM47 59V58H46ZM94 59V58H93ZM131 58H129V60H130ZM136 60H137V58H135ZM146 59V58H145ZM147 59H148V57H147ZM170 59H171V57H170ZM169 59V60H170ZM173 59V60H174ZM177 59V61L179 62V60ZM192 59H194V58H191V60ZM200 59V58H199ZM203 59V58H202ZM218 59V58H217ZM221 59V58H220ZM241 59H243V58H241ZM240 59V60H241ZM16 60H17V58H16ZM20 60V59H19ZM44 60V59H43ZM77 60H78V57H77ZM84 60V59H83ZM89 60V59H88ZM127 60V59H126ZM140 60V59H139ZM172 60V59H171ZM172 60V61H173ZM223 60V59H222ZM25 61V60H24ZM27 61H29V60H27ZM48 61V60H47ZM79 61V60H78ZM94 62H95V64L93 65L92 64V66H91V70H93V72L94 71H96V70H99L100 71V73H105V64L103 63V61L100 59V58H98L96 61L95 60H93ZM143 61V60H142ZM202 61V60H201ZM208 61V60H207ZM245 61V60H244ZM22 62V61H21ZM39 62H41V60L39 61ZM43 62V61H42ZM49 62V61H48ZM77 62V61H76ZM81 62V61H80ZM134 62H135V60H134ZM137 62V61H136ZM146 62V61H145ZM178 62H177V64H178ZM199 62H200V60H199ZM198 62V63H199ZM224 62V61H223ZM25 63V62H24ZM28 63V62H27ZM26 63V64H27ZM45 63V62H44ZM55 63V62H54ZM74 63V62H73ZM78 63V62H77ZM89 63V62H88ZM107 63V62H106ZM131 62H129V64H130ZM133 63V62H132ZM131 63V64H132ZM138 63V62H137ZM136 63V64H137ZM141 63V62H140ZM139 63V64H140ZM175 63H176V61H175ZM209 63V62H208ZM10 64H8V65H10ZM17 64V63H16ZM29 64V63H28ZM45 64H47V63H45ZM49 64V63H48ZM83 64V63H82ZM90 64V63H89ZM169 64H170V62H169ZM173 64V63H172ZM209 64H211V63H209ZM215 64H216V62H215ZM19 65V64H18ZM41 65V64H40ZM40 65H38L37 63L35 64V63H31V66H30V68L29 69H24V68H18L17 66L16 67H14V68H16L17 70V72H18V70L20 71V73H18V74H21L22 76L21 77H23V79L22 80H24L25 81V84H26V86H32L33 88H38V87H45V89H46V95L48 96V97H58V96H64V99L68 102V103H71V101H72V97H71V95L68 93L69 91H63V90H61L60 89V87H59V85H57V83H56V81H54V80H46V79H48V78H46L45 80H42L40 77H38V75H36L37 73H36V70L34 69V67H40ZM68 65V64H67ZM68 65V66H69ZM77 65V64H76ZM91 65V64H90ZM107 65V64H106ZM109 65V64H108ZM171 65V64H170ZM170 65H169V67H170ZM181 65V64H180ZM194 65V64H193ZM213 65V64H212ZM22 66V65H21ZM58 66V65H57ZM63 66V65H62ZM78 66V65H77ZM85 66V65H84ZM114 66V65H113ZM135 66H137V65H135ZM135 66H134V68H135ZM139 66V65H138ZM141 66H142V63H141ZM176 66V65H175ZM191 66H192V63H191ZM0 67H2V66H0ZM42 67H44V66H42ZM42 67H40V68H42ZM53 67V66H52ZM64 67V66H63ZM86 67V66H85ZM88 67V66H87ZM110 67V66H109ZM152 67V66H151ZM150 67V68H151ZM169 67H168V69H169ZM181 67V66H180ZM189 67V66H188ZM187 67V68H188ZM45 68V67H44ZM43 68V69H44ZM71 68V67H70ZM79 68V67H78ZM136 68H140V67H136ZM149 68V67H148ZM147 68V69H148ZM192 68V67H191ZM9 69H10V67H9ZM38 69V68H37ZM49 69V68H48ZM58 69V68H57ZM81 69V68H80ZM87 69H89L90 70V66H89V68H87ZM108 69V68H107ZM137 69V70H138ZM173 69V68H172ZM252 69V68H251ZM2 70V69H1ZM15 70V69H14ZM42 69H40V71H41ZM56 70V69H55ZM61 70V69H60ZM73 70H74V68H73ZM76 70V69H75ZM151 70H152V68H151ZM151 70H150V72H151ZM175 70V69H174ZM254 70V69H253ZM259 70V69H258ZM261 70H259L260 72H261ZM12 71L13 70H11V73H12ZM49 71V70H48ZM52 71V70H51ZM54 71V70H53ZM57 71H59V70H57ZM82 71V70H81ZM85 71V70H84ZM122 71H124V70H122ZM140 71V70H139ZM138 71V72H139ZM144 71V70H143ZM180 71V70H179ZM252 71V70H251ZM17 72H15V73H17ZM37 72H39V69H38V71ZM43 72V71H42ZM61 72V71H60ZM66 72V71H65ZM135 72V71H134ZM149 72V71H148ZM172 72V71H171ZM174 72V71H173ZM255 72V71H254ZM0 75H1V77H0V80L1 79H4V78H2V75H4L3 77H6V75L4 74L5 73V71H4V73L3 72H1L0 71ZM44 73V72H43ZM42 73V74H43ZM47 73V72H46ZM72 73V72H71ZM143 73V72H142ZM152 73V72H151ZM178 73H180V72H178ZM190 73V72H189ZM220 73V72H219ZM256 73H257V71H256ZM123 74V73H122ZM147 74V73H146ZM208 74H210V73H208ZM249 74V73H248ZM258 74V73H257ZM262 74H264V72L262 73ZM14 75V74H13ZM17 75V74H16ZM53 75V74H52ZM130 75V74H129ZM140 75V74H139ZM149 75H151V74H149ZM148 75V76H149ZM168 75V74H167ZM179 75V74H178ZM183 75H186V74H183ZM182 75V76H183ZM255 75V74H254ZM11 76V75H10ZM43 76H45V75H43ZM48 76V75H47ZM60 76V75H59ZM145 76V75H144ZM171 76V81L173 80V81H175L173 78H174V76L175 75H170ZM181 76V77H182ZM191 76V75H190ZM206 76V75H205ZM210 76H211V74H210ZM244 76V75H243ZM242 76V78H244ZM249 76L250 75H248V79L249 80H251V81H249V82H246V83H248L249 84V87H250V89H248V87H247V89L250 91V94H249V92H247V95H244V94H239L238 92H236V93H238L239 95H238V97H237V99H238V102L240 103V106L238 107L237 106V108H234V111H236V115L238 114V113H241V112H244V113H247V114H249V113H251V117H253V119L252 118H250L249 117V119L248 120H250V121H255V123L258 125L256 128H255V131H256V134L254 135V136H256L257 135V137H258V139H257V148L259 149V155L257 154V158L256 159H251V161H250V163H249V165H243L244 164V162L242 163V165L241 164H239V162L237 163V162H233V163H228L227 161L229 160V157L231 156V150H230V145L231 146H235V145H233L232 143H233V141H231V140H229V141H231V142H229V143H231L230 145H228L229 143H228V140H223L222 141V144H221V142H219L220 140H217L216 142L215 141H213L211 138V140H207V142H206V140H205V144H203V145H201V148L203 149L202 151H203V153H205L204 154V156H201V158L203 157V159H201V160H203V162L205 161V166H209L210 167V170L212 171V173H211V175L208 177V176H205L204 174H203V171H202V168L200 167L201 165L200 164H196V166H195V168L193 169V171L191 172V173H189V172H186V173H181V172H179L180 170H182V169H178L177 168V170H179V171H177L178 173H173L172 171H171V167L172 166H174L175 167V164H174V161L175 160H173V158H174V156H172V157H170V155H168V154H166V153H164V152H161V153H163V154H161L160 153V155H159V152H158V154H157V151L155 150V149H152V150H155V152H156V156L158 155V157L160 158L159 160V164H161L160 166L162 167V169H161V174L162 175H160L161 177L163 176V179H164V181H165V185H166V187L168 188V193H170L171 195L172 194H174V193H178L180 190H185V188L187 187V186H189L190 185V183H191V181H192V178H197V180H199V182L201 183V184H207L208 186H210L211 188H213L212 190H214V188H215V182L217 183V181H220V182H222L224 185H225V183L227 184V182H224V181H227L226 179L227 178H223V176L225 177V175L223 174L224 172L223 171H226V170H228V169H231L233 172H235L234 173V175L232 176V179L234 180V181H243V183H246V185H248L249 187H250V190L252 189V191L253 192H255V193H258L259 194V198H257V197H252V199H251V197H249V199L247 198V199H245L244 200V203L246 202V203H249V209H248V213L247 214H252V209H253V205H254V209L256 210V208H257V210H258V213L260 212L259 211V207H260V205H261V202H262V200L264 199V117H262V113L263 112H260V110L259 109H256L257 107H254V103H256V102H253V99H254V97L255 96H257V90H261L262 88L261 87H263L262 86V83L260 82V80L259 81H257V79H256V77L255 78H252V77H250L249 78ZM262 76V75H261ZM261 76L259 77V78H261ZM8 77V76H7ZM19 77H20V75H19ZM18 77V78H19ZM127 77V76H126ZM130 77V76H129ZM128 77V78H129ZM168 77V76H167ZM181 77H179L180 79H181ZM187 77V76H186ZM213 77V76H212ZM214 77H215V75H214ZM236 77V76H235ZM123 78V77H122ZM125 78V77H124ZM134 78V77H133ZM140 78V77H139ZM168 78H170V77H168ZM176 78V77H175ZM185 78V77H184ZM188 78V77H187ZM193 78V77H192ZM207 78H209V80H210V77H207ZM7 79V78H6ZM68 79V78H67ZM143 80H144V78H142ZM142 79H140V81H141V84H140V86L139 85H137V86H139V90L138 91H140L141 93H143V94H145L146 95V97L148 96V97H150V98H154V97H156L157 96V94H158V88H159V86L157 87V89H152L151 87H154L153 86V84H149L150 86L149 87H146V86H144L145 84V82L144 83H142ZM205 80H206V78H204ZM237 79V78H236ZM240 79V78H239ZM248 79H247V81H248ZM262 79V78H261ZM16 80V79H15ZM69 80V79H68ZM80 80V79H79ZM130 80V79H129ZM179 80V79H178ZM184 80V79H183ZM208 80V79H207ZM238 80V79H237ZM3 81V80H2ZM13 81V80H12ZM11 81V82H12ZM24 81H22V82H24ZM124 81V80H123ZM125 81H127V80H125ZM139 81V82H140ZM166 81V80H165ZM170 81V80H169ZM171 82V83H173V84H171V85H173L172 87H175L174 86V82ZM243 81V80H242ZM242 81H241V83H242ZM244 81H246V80H244ZM11 82H9V83H11ZM67 82V81H66ZM69 82V81H68ZM128 82H130V81H128ZM138 82V81H137ZM137 82H134L133 81V83H136L137 84ZM138 82V83H139ZM206 82V81H205ZM228 82V81H227ZM148 83V82H147ZM169 83V82H168ZM167 83V84H168ZM179 83H181V81L179 82ZM186 83V82H185ZM188 83V82H187ZM182 84V86H178V89L176 90V91H174V89H173V91H171V92H173V93H177V96L179 97V95L181 96V93L183 92V94H184V92L185 91H187V89H188V84ZM225 83V82H224ZM235 83V82H234ZM4 84V83H3ZM20 84V83H19ZM28 84V85H27ZM66 84V83H65ZM64 84V85H65ZM70 84V83H69ZM128 84V83H127ZM190 84V83H189ZM193 84V83H192ZM209 84V83H208ZM210 84H212V83H210ZM226 84V83H225ZM236 84V83H235ZM238 84V83H237ZM245 84V83H244ZM247 84V85H248ZM13 85V84H12ZM22 85V84H21ZM135 85V84H134ZM157 85H158V83H157ZM160 85V84H159ZM166 85V84H165ZM171 85H170V83L168 84V86H167V88L169 89V91H170V89H171ZM214 85V84H213ZM224 85V84H223ZM232 85V84H231ZM243 85V84H242ZM25 86V85H24ZM70 86V85H69ZM120 86H122V85H120ZM130 86V85H129ZM129 86H126V85H124L123 86V89H122V91H123V94H125V95H131L132 94V90L133 89H131ZM132 86V85H131ZM164 86V85H163ZM236 86V85H235ZM239 86V85H238ZM241 86V85H240ZM15 87V86H14ZM68 87V86H67ZM67 87H65L66 89H67ZM135 87V86H134ZM134 87H132V88H134ZM170 87V88H169ZM190 87V86H189ZM225 87V86H224ZM10 88V87H9ZM19 88V87H18ZM138 88V87H137ZM163 88V87H162ZM161 88V89H162ZM176 88H177V86H176ZM228 88H230V87H228ZM233 88V87H232ZM236 88H237V86H236ZM242 88H243V86H242ZM241 88V90H243ZM259 88H261V89H259ZM27 89V88H26ZM193 89V88H192ZM217 89V88H216ZM0 90H1V88H0ZM6 90V89H5ZM20 90H21V87H20ZM30 90V89H29ZM42 90L43 91H45L43 88H42ZM70 90V89H69ZM119 90H121L120 88H119ZM204 90V89H203ZM213 91H214V89H212ZM211 90V91H212ZM222 90V89H221ZM230 90V89H229ZM239 90H240V88H239ZM244 90H246V88L244 89ZM2 91V90H1ZM38 91V90H37ZM41 91V90H40ZM160 91V90H159ZM188 91H189V89H188ZM188 91H187V93H188ZM202 91V90H201ZM256 91V94L254 93ZM13 92V91H12ZM31 92V91H30ZM164 92H165V89H164ZM163 92V93H164ZM167 92H168V90H167ZM170 92V93H171ZM194 92V91H193ZM200 92V91H199ZM206 92V91H205ZM209 92H210V90H209ZM215 92V91H214ZM225 92V91H224ZM224 92H223V94H221V95H223L224 96ZM6 93H8L9 94V91L8 92H6ZM11 93V92H10ZM41 93H43V92H41ZM122 93V92H121ZM135 93V95H136V92H134ZM133 93V94H134ZM187 93H185V94H187ZM207 93H208V90H207ZM221 93V92H220ZM232 93H234V92H232ZM2 92H0V95H1V97H2ZM14 94V93H13ZM36 94V93H35ZM179 94V95H178ZM189 95H190V93H188ZM187 94V95H188ZM199 94V93H198ZM200 94H203V93H200ZM216 94V93H215ZM217 94H219V93H217ZM246 94V93H245ZM259 94V93H258ZM31 95V94H30ZM134 95V96H135ZM144 95V96H145ZM161 95V94H160ZM173 95V94H172ZM175 95V94H174ZM173 95V96H174ZM194 95V94H193ZM255 95V96H254ZM260 95V94H259ZM9 96V95H8ZM41 96V95H40ZM131 96H133V95H131ZM173 96H172V98H173ZM177 96H174V99H175V97H177ZM185 96V95H184ZM201 96V95H200ZM217 96V95H216ZM234 96V95H233ZM90 98H91V96H89ZM138 97V96H137ZM147 97V98H148ZM158 97V96H157ZM191 97H192V93H191ZM221 97V99H223L222 98V96H220ZM226 97L228 98V95L226 94ZM2 98H4V97H2ZM5 98H6V96H5ZM4 98V99H5ZM11 98V100H13V101H19L18 100V98L17 97H14L13 95H12V97H10ZM20 98H21V96H20ZM36 98V97H35ZM38 98V97H37ZM139 98H142V97H140L139 96ZM144 98V97H143ZM149 98V99H150ZM182 98V97H181ZM180 98V99H181ZM193 98V97H192ZM215 98V97H214ZM224 98H225V96H224ZM4 99H2L3 101H5ZM8 99V98H7ZM6 99V100H7ZM32 99V98H31ZM76 99H77V97H76ZM156 99V98H155ZM163 99V98H162ZM186 99V98H185ZM184 99V101H186ZM189 99V98H188ZM207 99V98H206ZM218 99V98H217ZM220 99V98H219ZM229 99V98H228ZM232 99V98H231ZM28 100H30L29 98H28ZM27 100V101H28ZM33 100V99H32ZM47 100V99H46ZM145 100V99H144ZM157 100V99H156ZM159 100V99H158ZM178 100V99H177ZM202 100V99H201ZM44 101V100H43ZM55 101V100H54ZM87 102H85L86 104H82L80 101V110L82 111V112H87V110H89V109H91V104H92V100L90 99L89 101H88V99L86 100ZM142 101V100H141ZM147 101V100H146ZM150 101H152L153 102V100H151L150 99ZM172 101V100H171ZM176 101V100H175ZM183 101V100H182ZM261 101V100H260ZM263 101V100H262ZM261 101V102H262ZM34 102V101H33ZM53 102V101H52ZM93 102H94V100H93ZM145 102V101H144ZM165 102V101H164ZM168 102V101H167ZM173 102H174V100H173ZM177 102V101H176ZM187 102V101H186ZM233 102H235V101H233ZM3 103H5V102H3ZM36 103V102H35ZM142 103V102H141ZM190 103V102H189ZM195 103V102H194ZM199 103V102H198ZM200 103H201V101H200ZM215 103V102H214ZM229 103V102H228ZM50 104V103H49ZM53 104V103H52ZM51 104V105H52ZM158 104V103H157ZM156 104V105H157ZM173 104V103H172ZM197 104V103H196ZM209 104V103H208ZM226 104V103H225ZM9 105H10V103H9ZM30 105V104H29ZM42 105V104H41ZM58 105V104H57ZM126 105H128V104H126ZM154 105V104H153ZM155 105V106H156ZM164 105V104H163ZM169 105V104H168ZM175 105V104H174ZM180 105H182V104H180ZM180 105H179V107H180ZM187 105V104H186ZM189 105V104H188ZM200 105V104H199ZM203 105H204V102H203ZM49 106V105H48ZM162 106V105H161ZM167 106V105H166ZM185 106V105H184ZM184 106H183V109H184ZM202 106V105H201ZM208 106V105H207ZM224 106V105H223ZM233 105H231V107H230V104L229 105H226L225 107L226 108H228V109H230V108H233L232 107ZM256 106V105H255ZM263 106H264V104H263ZM24 107V106H23ZM30 107V106H29ZM32 107V106H31ZM38 107V106H37ZM130 107V106H129ZM168 107V106H167ZM198 107H200V106H198ZM212 107V106H211ZM221 107V106H220ZM35 108H36V105H35ZM34 108V109H35ZM40 108H41V106H40ZM53 108V107H52ZM63 108V107H62ZM157 108V107H156ZM160 108V107H159ZM166 108V107H165ZM196 108H197V105H196ZM29 109V108H28ZM31 109H33V108H31ZM44 109V108H43ZM42 109V110H43ZM125 109V108H124ZM147 109V108H146ZM163 109V108H162ZM170 109L172 110H174V108H171V105H170ZM169 109V110H170ZM189 109V108H188ZM201 109V108H200ZM207 109V108H206ZM208 109H212V108H208ZM222 109H225V108H222ZM227 109V110H228ZM37 110V109H36ZM48 110H49V108H48ZM61 110V109H60ZM64 110V109H63ZM100 110H102V109H100ZM113 110H115V109H113ZM145 110V109H144ZM159 110V109H158ZM175 110H176V108H175ZM178 110H179V108H178ZM180 110H182L181 108H180ZM187 110V109H186ZM196 110V109H195ZM232 110V109H231ZM250 110H252V111H250ZM263 110V109H262ZM7 111V110H6ZM45 111V110H44ZM50 111V110H49ZM62 111V110H61ZM70 111V110H69ZM152 111H153V109H152ZM157 111V110H156ZM162 111V110H161ZM163 111H164V109H163ZM168 111V110H167ZM177 111V110H176ZM190 111V110H189ZM188 111V112H189ZM223 111V110H222ZM229 111V110H228ZM233 111V110H232ZM231 111V112H232ZM11 112V111H10ZM51 112V111H50ZM114 112V111H113ZM136 112V111H135ZM155 112V111H154ZM159 112V111H158ZM180 112H182V111H180ZM197 112V111H196ZM214 112V111H213ZM238 112V113H237ZM36 113V112H35ZM61 113V112H60ZM88 113V112H87ZM129 113V112H128ZM167 113V112H166ZM165 113V114H166ZM184 113V112H183ZM215 113V112H214ZM221 113V112H220ZM228 113V112H227ZM230 113V112H229ZM17 114V113H16ZM79 114V113H78ZM85 114V113H84ZM125 114H126V112H125ZM132 113H130V115H131ZM144 114H145V112H144ZM161 114V113H160ZM181 114V116H183L182 115V113H180ZM199 114V113H198ZM224 114V113H223ZM47 115V114H46ZM98 115V114H97ZM112 115V114H111ZM110 115V116H111ZM157 115V114H156ZM155 115V116H156ZM159 115V114H158ZM173 115V114H172ZM175 115V114H174ZM194 115H196V114H194ZM219 115H221L220 117H222L223 115L222 114H219ZM228 115V114H227ZM229 115H231L232 116V113L231 114H229ZM239 115V114H238ZM243 115H245V114H243ZM14 116H16V115H14ZM30 116H32V114H30ZM37 116V115H36ZM68 116V115H67ZM70 116V115H69ZM102 116V115H101ZM108 116V115H107ZM121 116V115H120ZM129 116V115H128ZM143 116V115H142ZM151 116H152V114H151ZM177 117L179 116V114L177 113V115H176ZM181 116H180V118H181ZM185 116V115H184ZM188 116V115H187ZM193 116V115H192ZM13 117V116H12ZM17 117V116H16ZM29 117V116H28ZM79 117V116H78ZM123 117V116H122ZM131 117V116H130ZM136 117V116H135ZM137 117H138V115H137ZM137 117H136V119H137ZM150 117V116H149ZM159 117V116H158ZM157 117V118H158ZM169 117V116H168ZM175 117V116H174ZM173 117V118H174ZM176 117V118H177ZM233 117L234 118H236V116H234V114H233ZM238 117V116H237ZM239 117H241V116H239ZM245 117H246V115H245ZM35 118V117H34ZM36 118H38V117H36ZM44 118H47V117H44ZM124 118V117H123ZM127 118V117H126ZM132 118H133V116H132ZM155 118V117H154ZM162 118V117H161ZM164 118V117H163ZM162 118V119H163ZM166 119H167V117H165ZM179 118V119H180ZM228 118H230V117H228ZM125 119V118H124ZM182 119V118H181ZM186 119V118H185ZM194 119H195V116H194ZM219 119V118H218ZM231 119H233V118H231ZM237 119V118H236ZM41 120H43V118L42 119H40V121ZM80 120V119H79ZM126 120V119H125ZM124 120V121H125ZM147 120H149V119H147ZM164 120V119H163ZM169 120V119H168ZM167 120V121H168ZM170 120H172V119H170ZM175 121H176V119H174ZM247 122H248V120L247 119H245ZM18 121V120H17ZM34 121H38V122H40L39 121V119L38 120H34ZM80 121H82V120H80ZM130 121V120H129ZM151 121V120H150ZM165 121V120H164ZM182 121V120H181ZM186 121V120H185ZM196 121V120H195ZM216 121V120H215ZM234 121H236L235 119L234 120H232V122H234ZM249 121V122H250ZM140 122V121H139ZM166 122V121H165ZM168 122H170V121H168ZM178 122V121H177ZM187 122H188V120H187ZM197 122V121H196ZM217 122V121H216ZM246 122V123H247ZM44 123V122H43ZM46 123V122H45ZM44 123V124H45ZM125 123V122H124ZM123 123V124H124ZM131 123V122H130ZM146 123V122H145ZM145 123H143V121L141 122V124H145ZM157 123V122H156ZM174 123V122H173ZM223 123V122H222ZM235 123V122H234ZM17 124H18V122H17ZM132 124V123H131ZM176 124V123H175ZM186 124V123H185ZM229 124V123H228ZM231 124V123H230ZM248 124V123H247ZM14 125H16L15 123H14ZM125 125H128V123L127 124H125ZM132 125H135L134 123L132 124ZM154 125V124H153ZM170 125V124H169ZM177 125V124H176ZM181 126L180 127H184V125L181 123L180 124ZM243 125V124H242ZM246 125V124H245ZM249 125H250V123H249ZM253 126H254V123L252 124ZM251 125V126H252ZM42 127H43V125H41ZM88 126H90L91 127V125H88L87 124V122H83V123H81L80 125H79V127L75 130V132H74V134H75V136L77 137V138H82V139H85V138H87L88 137V133H87V128H88ZM149 126V125H148ZM163 126V125H162ZM172 126H173V124H172ZM179 126V125H178ZM244 126V125H243ZM150 127V126H149ZM152 127V126H151ZM164 127H166V126H164ZM180 127H178V128H180ZM187 127V126H186ZM231 127H234V125H233V123H232V126ZM14 128H15V126H14ZM132 128H133V126H132ZM137 128V127H136ZM161 128V127H160ZM163 128V127H162ZM177 128V129H178ZM188 128H190V127H188ZM235 128V127H234ZM239 128H240V126H239ZM238 128V129H239ZM176 129V128H175ZM236 130H237V124H236V128H235ZM254 129V128H253ZM193 130V129H192ZM196 130V129H195ZM231 130V129H230ZM246 130H247V128H246ZM245 130V131H246ZM248 130H249V132H251L250 134H252L253 132H252V129H249L248 128ZM247 130V131H248ZM147 131V130H146ZM153 131V130H152ZM178 131V130H177ZM185 131V130H184ZM183 131V132H184ZM18 132V131H17ZM188 132V131H187ZM190 132V131H189ZM196 132H197V130H196ZM241 132H244V131H241ZM249 132H248V134H249ZM147 133V132H146ZM163 133V132H162ZM185 133V132H184ZM240 133V132H239ZM14 134H16V133H14ZM139 134V133H138ZM137 134V135H138ZM175 134V133H174ZM177 134V133H176ZM193 134V133H192ZM249 134V135H250ZM18 135V134H17ZM56 135H58V134H56ZM160 136H162L161 135V132H160V134H159ZM173 135V134H172ZM182 135V134H181ZM184 135V134H183ZM186 135V134H185ZM188 135H191V134H188ZM242 135V134H241ZM14 136H16V135H14ZM55 136V135H54ZM53 136V137H54ZM145 136H146V134H145ZM179 135H177V137H178ZM246 136V135H245ZM10 137V136H9ZM139 137V136H138ZM169 137V136H168ZM167 137V138H168ZM175 137V136H174ZM174 137H172V138H174ZM181 137V136H180ZM179 137V138H180ZM192 137V136H191ZM231 137V136H230ZM241 137H243V136H241ZM17 138V137H16ZM18 138H19V136H18ZM166 138V139H167ZM249 138H251V135H250V137ZM56 139V138H55ZM57 139H58V137H57ZM88 139V138H87ZM137 139V138H136ZM189 139V138H188ZM192 139V138H191ZM222 139V138H221ZM235 140V142L236 143H238V140L240 139L239 138V136H236L235 138H234ZM242 139V138H241ZM244 139V138H243ZM9 140H11V139H9ZM13 140H15V138L13 139ZM17 140V139H16ZM59 140V139H58ZM139 140H140V137H139ZM173 140V141H172ZM171 141H172V143L174 142V139H172ZM178 140V139H177ZM193 140V139H192ZM251 140V139H250ZM255 140V139H254ZM20 141V140H19ZM30 141V140H29ZM29 141H27V142H29ZM38 141H40L41 142V140H38ZM54 141V140H53ZM56 141V140H55ZM88 141V140H87ZM137 141V140H136ZM161 141V140H160ZM163 141V140H162ZM70 142L72 143V142H76V140L74 139H71V137H70ZM86 142V141H85ZM141 142V141H140ZM234 142V143H235ZM240 142V141H239ZM17 143V142H16ZM20 143V142H19ZM22 143H24V142H22ZM20 144L21 145V148H19L20 146H17V147H12V151L10 152V155H9V157H8V159H9V161H8V168L7 169H9L10 170V172H12V169L14 170L15 169V171L17 170V172H18V179H19V181H17V184H20L21 185V178H22V180H23V177L25 176V165H23L24 163H19V160H20V158L21 157H23V155H22V148H24V149H26V151L28 150V153H29V150H30V152H32L31 150L33 149V148H35V147H33V145L31 144V143H33V142H30V143H28V144ZM71 143H69V144H71ZM83 143H84V140H83ZM165 143V142H164ZM171 143V144H172ZM204 143V142H203ZM216 143V144H215ZM245 143V142H244ZM38 144H39V142H38ZM37 143H36V145H38ZM85 144V143H84ZM159 144H160V142H159ZM174 144V143H173ZM15 145V144H14ZM17 145H19V144H17ZM62 145H65V144H62ZM71 145H73V144H71ZM82 145V144H81ZM99 145V144H98ZM163 145V144H162ZM255 145V144H254ZM39 146V145H38ZM84 146V145H83ZM158 145H156V146H154V147H157ZM160 146V145H159ZM165 146V145H164ZM164 146L162 147V148H164ZM175 146V145H174ZM237 146V145H236ZM97 148H98V146H96ZM166 147V146H165ZM179 147V146H178ZM183 147V146H182ZM77 148H79V147H77ZM101 148V147H100ZM58 149V148H57ZM61 153L63 154V156L64 155H68V154H70V155H68L69 157L71 156V153H70V151L72 150V146L70 147H68V144L66 143V146H62L61 148ZM159 149H160V147H159ZM158 149V150H159ZM238 149V148H237ZM241 149V148H240ZM22 150V151H21ZM80 150H81V146H80ZM94 150V149H93ZM166 150V149H165ZM25 151V150H24ZM90 151H91V148H90ZM99 151V150H98ZM142 151H145V150H142ZM166 151H168V150H166ZM173 151V150H172ZM181 151V150H180ZM235 151H237V150H235ZM239 151V150H238ZM242 151V150H241ZM52 152V151H51ZM56 152V151H55ZM71 152H73V151H71ZM96 152V151H95ZM150 152V151H149ZM154 152V151H153ZM176 152V151H175ZM199 152V151H198ZM2 153V152H1ZM54 153V152H53ZM56 153H58V152H56ZM91 152H88V150H86V149H82L81 151H78L77 150V152H75L74 153V157L78 160V161H80V162H84L83 163V165L85 164V168H86V170L85 171H87L86 173V175H87V177H88V181L90 182H88L89 184H90V186L92 185V183H95V179H96V176H94L95 174L94 173H96V172H93V168H91V159H90V157H92V153L90 154ZM97 153V152H96ZM101 153V152H100ZM99 153V154H100ZM140 153H141V151H140ZM146 153H148V151L146 152ZM146 153H144V155L146 154ZM170 153V152H169ZM201 153V152H200ZM52 154V153H51ZM165 154V155H164ZM176 154H178V153H176ZM102 155V154H101ZM151 155V154H150ZM251 155V154H250ZM146 156V155H145ZM165 156H167V160L165 159ZM177 156V155H176ZM217 157V158H221V159H223V160H225L226 161V163L224 164V165H222L223 166V168H222V170H220L221 168L220 167H222V166H220L219 168H217L216 166V164H214L215 163V159L213 158V157ZM248 156V155H247ZM71 157H73V156H71ZM97 157V156H96ZM102 157V156H101ZM144 157V156H143ZM199 157H200V155H199ZM62 158V157H61ZM93 158V157H92ZM99 158V157H98ZM153 158V157H152ZM156 158V157H155ZM195 158V157H194ZM236 158V157H235ZM2 160H1V163H3L4 164V160H3V158H1ZM94 159V158H93ZM97 159V158H96ZM95 159V160H96ZM135 159H137L136 161H137V163H138V159H139V156L138 157H135ZM141 159H143V158H141ZM175 159V158H174ZM196 159V158H195ZM214 159V160H213ZM233 159H234V157H233ZM232 159V160H233ZM250 159V158H249ZM23 160V158L21 159V161ZM57 160H59V159H57ZM84 160V161H83ZM105 160H106V157H105ZM104 160V161H105ZM140 160V159H139ZM146 160V159H145ZM144 160V161H145ZM148 160V159H147ZM151 160H153V159H151ZM236 161H237V159H235ZM241 160V159H240ZM245 160V159H244ZM75 161V160H74ZM77 161V162H78ZM103 161V160H102ZM200 161V160H199ZM23 162H25V161H23ZM100 162V161H99ZM115 162V161H114ZM140 162H142V161H139V163ZM147 163H148V161H146ZM145 162V163H146ZM154 162V161H153ZM177 162V161H176ZM201 162V161H200ZM96 163V162H95ZM116 163V162H115ZM115 163H111L110 164V166L113 168V169H115V170H113V171H115L114 173H116V175L117 176H119L120 174V171L118 172V169H117V167H116V165H115ZM144 163V162H143ZM195 163H196V161H195ZM237 163V164H236ZM241 163V162H240ZM247 163V162H246ZM2 164V165H3ZM142 164V163H141ZM179 164V163H178ZM182 164V163H181ZM0 166L1 168V171H3L4 169V165L3 166ZM58 165V164H57ZM95 165H97V164H95ZM147 165V164H146ZM213 165H215V167L213 166ZM59 166V165H58ZM97 166H99V165H97ZM138 166H140V165H138ZM143 166V165H142ZM178 166V165H177ZM141 167V166H140ZM145 166H143V167H141V168H144ZM147 167V166H146ZM160 167V168H161ZM173 167V168H174ZM209 167H208V170L207 171H210L209 170ZM84 168V169H85ZM99 168V167H98ZM148 168V167H147ZM180 168V167H179ZM199 168H201V170H199ZM6 169V168H5ZM74 169V168H73ZM73 169H72V171H73ZM140 169V168H139ZM175 170V169H174ZM5 171V170H4ZM160 171V170H159ZM200 171H202V172H200ZM9 172V171H8ZM9 172V173H10ZM29 172V171H28ZM61 172H62V170H61ZM76 172V171H75ZM223 172V173H222ZM5 173L7 174V172L5 171ZM47 173H49L48 171H47ZM74 173V172H73ZM78 173V172H77ZM99 173V172H98ZM136 173V172H135ZM222 173V174H221ZM45 174H46V172H45ZM65 174V173H64ZM140 174V173H139ZM142 174V173H141ZM140 174V175H141ZM29 176H30V184L31 185H33V181L34 180H36V181H38L37 183H39V185H38V187H39V191H40V194L37 196V197H29L28 199H29V202H31V203H33L34 205H35V210H37V211H39L41 214H42V216H41V218L42 217H45L46 215L48 216L49 215V213H50V211L52 210L53 211V208H55L56 206V208H59V212L60 211H62V210H60V208H62L61 207V205H62V201L66 198V197H63L62 195H64V193L61 195L62 196V198H64L63 200L61 199V197L60 196H56L55 195V197L53 198V197H51L53 200H54V202L51 204L50 203V205L48 206H45L46 204V202H47V196H48V194H49V188H48V186H47V184H48V182H47V179H46V177L45 178H35V176H34V174H28ZM78 175V174H77ZM77 175L74 173L73 174V176L76 178V179H78V177H77ZM97 175V174H96ZM121 175H122V173H121ZM120 175V176H121ZM209 175V174H208ZM3 176V175H2ZM11 176V175H10ZM43 176V175H42ZM45 176V175H44ZM62 178H64L63 176V174L62 175H60ZM99 176V175H98ZM116 176V177H117ZM123 176H125V175H123ZM143 176V175H142ZM235 176V177H234ZM37 177V176H36ZM66 177V176H65ZM74 177H70V183H71V181L74 179ZM126 177V176H125ZM141 177V176H140ZM145 176H143V177H141V181L143 182H146L147 180H146V177L144 178ZM235 179H234V178ZM29 178V177H28ZM62 178H60L61 180L59 181L60 183H62L63 181H62ZM68 178H69V176H68ZM80 178H81V176H80ZM79 178V179H80ZM99 178H100V176H99ZM123 178V177H122ZM121 178V179H122ZM142 178H143V180H142ZM17 179V180H18ZM78 179V180H79ZM117 179V178H116ZM120 179V178H119ZM120 179V180H121ZM225 179V180H224ZM5 180V179H4ZM66 180H67V178H66ZM103 180V179H102ZM101 180V181H102ZM119 180V181H120ZM153 180V179H152ZM1 181V180H0ZM24 181V180H23ZM62 181V182H61ZM76 181V180H75ZM148 181H151V180H149L148 179ZM3 182V181H2ZM8 182V181H7ZM65 182V181H64ZM68 182V183H69ZM73 182H74V180H73ZM72 182V183H73ZM78 181H76L75 183H77ZM155 182V181H154ZM220 182H218L219 183V185L221 184ZM231 182V181H230ZM230 182H229V185H230ZM6 183V182H5ZM5 183H3L2 185H6ZM28 183V182H27ZM66 183H67V181H66ZM101 183V182H100ZM150 183V182H149ZM149 183H148V185L147 186H149ZM237 183V182H236ZM240 183V182H239ZM17 184H16V187H18L17 186ZM29 184V185H30ZM63 184V183H62ZM74 184V183H73ZM96 184H97V182H96ZM143 184V183H142ZM147 184V183H146ZM151 184V186H153L152 185V183H150ZM156 184V183H155ZM155 184H154V186H155ZM222 184V185H223ZM231 184H232V182H231ZM234 184H235V182H234ZM30 185V186H31ZM35 185V184H34ZM69 185H71V184H69ZM102 185V184H101ZM104 185V184H103ZM102 185V186H103ZM62 186V185H61ZM143 186H146V185H143ZM204 186V185H203ZM227 186V185H226ZM2 187V186H1ZM33 187V186H32ZM88 188H89V186H87ZM92 187V186H91ZM91 187H90V189H91ZM101 187V186H100ZM236 187V186H235ZM8 188V187H7ZM10 188V187H9ZM8 188V189H9ZM13 189H15L14 187H12ZM64 188V187H63ZM148 188V187H147ZM150 188V187H149ZM231 188V187H230ZM151 189H152V187H151ZM154 189V188H153ZM164 189H165V187H164ZM234 189V188H233ZM1 190V189H0ZM20 190V189H19ZM85 190H87L86 188H85ZM163 190V189H162ZM186 190H188L187 188H186ZM5 191H7V189L5 190ZM13 191V190H12ZM12 191H10L9 192V194L12 192ZM53 191V190H52ZM57 191V190H56ZM59 191V190H58ZM93 191V190H92ZM95 191V190H94ZM155 191V190H154ZM164 191V190H163ZM165 191H166V189H165ZM230 191V190H229ZM235 191V190H234ZM4 192V191H3ZM14 192H15V190H14ZM19 192V191H18ZM20 192H24L23 190L22 191H20ZM64 192V191H63ZM88 192H89V189H88ZM87 192V193H88ZM91 192V191H90ZM98 192V191H97ZM115 192V191H114ZM1 193V192H0ZM7 193V192H6ZM25 193V192H24ZM27 193V192H26ZM58 193V192H57ZM86 193V194H87ZM93 192H91V193H89V194H92ZM100 193V192H99ZM13 194V193H12ZM19 194V193H18ZM18 194H16V195H18ZM21 194V193H20ZM19 194V195H20ZM61 194V193H60ZM98 194V193H97ZM102 194V193H101ZM180 194V193H179ZM2 195V194H1ZM21 195H23V194H21ZM20 195V196H21ZM28 195V194H27ZM26 195V196H27ZM93 195H95V194H92V196ZM167 195V194H166ZM187 195V194H186ZM198 195V194H197ZM251 195V194H250ZM257 195V194H256ZM7 196H9V195H7ZM84 196V195H83ZM82 196V197H83ZM88 195H86V196H84V197H87ZM92 196H88V197H92ZM170 196V195H169ZM233 196V195H232ZM236 196V195H235ZM22 197H24V196H22ZM98 198H99V195L97 196ZM101 197H103V196H101ZM137 197H139V196H137ZM161 197V196H160ZM162 197H164V194L162 193ZM171 198L173 197H175V196H170ZM247 197V196H246ZM245 197V198H246ZM2 198V197H1ZM6 198V197H5ZM49 198V197H48ZM77 198H79V197H77ZM92 198H94V196L92 197ZM92 198H90V200L92 199ZM133 198V197H132ZM136 198V197H135ZM134 198V199H135ZM170 198V199H171ZM184 198V197H183ZM182 197H180V195H177L176 196V198L174 199L175 201H176V203H174V205L176 206V205H179L180 206V210H181V215H180V217L183 219V221H184V224H185V226L189 229L188 231H190L191 230V232H192V229H194V226H195V223H193V221H196L195 219L194 220H192L191 218V215H192V211L193 210H191V208L189 207L190 205H188V203H187V201H185L184 199H183ZM10 199V198H9ZM26 199V198H25ZM81 199V198H80ZM85 199V198H84ZM103 199V198H102ZM188 199V198H187ZM231 199V198H230ZM2 200H5V199H2ZM42 200V201H41ZM94 200V199H93ZM96 200V199H95ZM137 200V199H136ZM169 200V199H168ZM174 200H172V201H174ZM196 200V199H195ZM216 200H218L217 199V196L216 195H214L212 198H208V199H206V198H201V197H198L197 198V208H198V212L201 214V215H203L204 217H205V219L206 218H208V219H210V221L211 222H214L215 220H217V219H219V218H224V219H232V217H231V215H227L228 213H229V211H228V213L227 212H225L224 211V209L222 208H220L219 206H218V204H217V201ZM7 201V200H6ZM50 201H52V200H50ZM66 201V200H65ZM64 201V202H65ZM85 201V200H84ZM98 201H100V200H98ZM133 201V200H132ZM140 201V200H139ZM144 201V200H143ZM153 201H155V200H153ZM171 201V200H170ZM230 201V200H229ZM228 201V202H229ZM63 202V203H64ZM88 202H90V201H88ZM104 202V201H103ZM145 202V201H144ZM189 202V201H188ZM220 202V201H219ZM218 202V203H219ZM227 202V201H226ZM9 203V202H8ZM39 203H42V205L40 204L39 205ZM80 203V202H79ZM94 203H95V201H94ZM97 203V202H96ZM132 203V202H131ZM133 203H136L135 201L133 202ZM133 203H132V205H133ZM161 203V202H160ZM171 203V202H170ZM230 204H231V201L229 202ZM3 204V203H2ZM7 204V203H6ZM61 204V205H60ZM82 204V203H81ZM100 204V203H99ZM102 204V203H101ZM120 204V203H119ZM164 204H166V203H164ZM173 204V203H172ZM221 204V203H220ZM228 204V203H227ZM243 204V202H241L239 199H237L236 198V203H235V207H237V212L239 213V211H240V207H241V205ZM1 205V204H0ZM9 205V204H8ZM11 205V204H10ZM27 205V204H26ZM73 205V208H74V204H72ZM83 205V204H82ZM105 205V204H104ZM137 204H135V206H136ZM162 205V204H161ZM225 205V204H224ZM233 205V204H232ZM13 206V205H12ZM58 206H60V207H58ZM95 206H97V205H95ZM94 206V207H95ZM139 206H140V204H139ZM142 206V205H141ZM151 206V205H150ZM153 206V205H152ZM167 206V205H166ZM169 206H170V204H169ZM193 206V205H192ZM221 207L223 206V205H220ZM231 206V205H230ZM247 206V205H246ZM263 206H264V204H263ZM7 207V206H6ZM87 207V206H86ZM102 207H103V205H102ZM136 207H138V206H136ZM154 207V206H153ZM160 207V206H159ZM195 207V206H194ZM224 208H225V206H223ZM232 207V206H231ZM234 207V208H235ZM3 208V207H2ZM12 208V207H11ZM11 208L9 209V210H11ZM26 208V207H25ZM33 208V209H34ZM72 208V209H73ZM79 208H80V206H79ZM89 208V207H88ZM169 208V207H168ZM171 208V207H170ZM4 209V208H3ZM8 209V208H7ZM18 210L20 209V207L19 208H17ZM76 210H79V209H77V208H75ZM74 209V210H75ZM137 209V208H136ZM143 209V208H142ZM163 210H164V207L162 208ZM175 209V208H174ZM176 209H177V207H176ZM193 209V208H192ZM233 209V208H232ZM2 210V209H1ZM22 211H24L23 209H21ZM57 210V209H56ZM170 210V209H169ZM178 210V209H177ZM180 210H178V211H180ZM225 212V214L223 213V211ZM227 210H228V208H227ZM230 210V209H229ZM234 210V211H235ZM81 211V210H80ZM104 211V210H103ZM102 211V208L101 207H97L96 209H95V211H94V209H93V214H95L96 215V217L98 218L97 219V222H99V223H102L101 222V220L99 221V219H101V218H103L102 217V215H103V213L105 212H103ZM155 211V210H154ZM172 211V210H171ZM176 211V210H175ZM174 211V212H175ZM196 211V210H195ZM231 211V210H230ZM235 211V212H236ZM3 212V211H2ZM10 212V213H9ZM9 212H5V213H7L6 215L4 214V216L6 217L5 219H6V221H5V219H3L4 221H3V224L1 225L0 224V261H2V258H3V256H4V253H3V244H5V243H8L9 241H12V238H13V236L14 235H16L17 234V227H16V218L11 214V211H9ZM13 212V211H12ZM29 212V211H28ZM31 212V211H30ZM34 212V211H33ZM36 212V211H35ZM58 212V211H57ZM161 212H163V214L165 213L164 211H162L161 210ZM173 212V213H174ZM177 212V211H176ZM255 212V211H254ZM15 213V216H17L16 215V212H14ZM18 213V215L19 214H21V213H19V212H17ZM61 213V212H60ZM63 213H65V212H63ZM68 213V212H67ZM74 213H76V212H74ZM157 213V212H156ZM170 213V212H169ZM227 213V214H226ZM257 213V212H256ZM1 214V213H0ZM66 214V213H65ZM64 214V215H65ZM78 214V213H77ZM76 214V215H77ZM167 214V213H166ZM194 214H195V212H194ZM194 214H193V216H194ZM230 214V213H229ZM232 214V213H231ZM240 214V213H239ZM246 214V213H245ZM246 214V215H247ZM2 215H3V213H2ZM30 215H32V214H30ZM34 215V214H33ZM61 215V214H60ZM59 215V216H60ZM63 215V216H64ZM74 215V214H73ZM157 215V214H156ZM173 215V214H172ZM176 215V214H175ZM233 215H237V214H233ZM1 216V215H0ZM23 216V215H22ZM47 216H46V218H47ZM51 216V215H50ZM49 216V217H50ZM103 216H105V215H103ZM169 216V215H168ZM177 216H179V215H177ZM196 216H199V215H195V217ZM262 216H263V218H264V211H263V213H262ZM57 217V216H56ZM65 217V216H64ZM71 217V216H70ZM73 217H75V216H73ZM95 217V218H96ZM106 217V216H105ZM170 217V216H169ZM194 217V218H195ZM199 217H201V216H199ZM203 217V218H204ZM4 218V217H3ZM66 219H67V217H65ZM77 218V217H76ZM93 218V217H92ZM234 218V217H233ZM240 218V217H239ZM238 218V216L236 217V218H234V220H233V222H234V224H235V227L234 228H236L235 230L237 231V233H236V238H235V243H234V245H233V258H232V263H234V264H264V247H262V246H258V245H256L257 243H255V244H252V242L251 243H242V240H241V236H243L244 234H243V232H242V234L243 235H241L240 236V232H239V229H240V219ZM251 218V217H250ZM249 218V219H250ZM74 219V218H73ZM160 219V218H159ZM163 219V218H162ZM174 219V218H173ZM189 219H191V220H189ZM223 219V220H224ZM243 219V218H242ZM248 219V218H247ZM248 219V220H249ZM43 220V219H42ZM55 220H56V218H55ZM62 220V219H61ZM75 220H77V219H75ZM79 220V219H78ZM106 220V219H105ZM118 220V219H117ZM198 220H200L201 221V219H199L198 218ZM204 220V219H203ZM247 220V221H248ZM256 220V219H255ZM44 221V220H43ZM63 221V220H62ZM66 221V220H65ZM64 221V222H65ZM81 221V220H80ZM79 221V222H80ZM82 221H84V220H82ZM86 221V220H85ZM89 221V220H88ZM93 221H95V220H93ZM162 221V220H161ZM160 221V222H161ZM179 221H180V219H179ZM218 221V220H217ZM226 221V220H225ZM232 221V220H231ZM242 221V220H241ZM246 221V220H245ZM244 222V224L246 223V225H247V223L248 222ZM252 221L254 222V220H253V218H252ZM251 221V222H252ZM79 222H77V223H79ZM87 222V221H86ZM96 222V221H95ZM157 222V221H156ZM162 222H164V221H162ZM202 222V221H201ZM200 222V223H201ZM230 222V221H229ZM243 222V221H242ZM21 225H23L25 228H26V231H28V237H29V242L31 243V242H33L34 241V236H36L35 234H36V231L38 230H36L35 231V228L33 229V219H30V218H25V219H22L21 218ZM155 223V222H154ZM170 223V222H169ZM175 223V222H174ZM180 223H182V221L180 222ZM197 223V222H196ZM232 223V222H231ZM249 223H250V221H249ZM249 223H248V225H249ZM255 223V222H254ZM63 224V222L61 223V225ZM75 224L76 223H74L71 219H69V217H68V219H67V224H65V227H64V229L62 230L63 232H64V234L62 235V236H64L65 237V240H66V242H64L65 244H67V248L69 247V250H71V253H72V257H71V260H72V258H73V260L77 263H79V264H81V262H80V257H79V254H77V250H78V248H77V250H76V246H78V245H76V236H78V235H76V233H75V229H77V228H75ZM97 224V223H96ZM156 224V223H155ZM166 224V223H165ZM176 224V223H175ZM202 224V223H201ZM229 224V223H228ZM77 225V224H76ZM80 225V224H79ZM103 225V224H102ZM154 225V224H153ZM158 225V224H157ZM168 225V224H167ZM198 225V224H197ZM196 225V226H197ZM230 225V224H229ZM251 225H253V224H251ZM166 226V225H165ZM164 226V227H165ZM183 226V225H182ZM196 226H195V228H196ZM231 226V225H230ZM245 226V225H244ZM61 227V226H60ZM89 227V226H88ZM163 227V228H164ZM177 227V225L175 226V228ZM180 227V226H179ZM185 227V228H186ZM246 227V226H245ZM248 227V226H247ZM251 227V226H250ZM39 228V227H38ZM75 228V229H74ZM90 228V227H89ZM88 228V229H89ZM152 228H153V226H152ZM162 228V229H163ZM184 228V227H183ZM197 228H198V226H197ZM196 228V229H197ZM85 229V228H84ZM95 229V228H94ZM97 229V228H96ZM99 229V228H98ZM195 229V230H196ZM199 229V228H198ZM256 229V228H255ZM59 230V233H60V229H58ZM82 230V229H81ZM81 230H79L80 232H81ZM86 230V229H85ZM100 230V229H99ZM102 230V229H101ZM100 230V231H101ZM153 230V229H152ZM154 230H155V228H154ZM173 230V229H172ZM180 230H183V229H181L180 228ZM248 230V229H247ZM250 230V229H249ZM261 230H262V233L264 234V226H262L261 227ZM79 231H77L78 233H79ZM96 231V230H95ZM98 231V230H97ZM151 231V230H150ZM168 231V230H167ZM170 231V230H169ZM179 231V230H178ZM184 231V230H183ZM186 231H187V229H186ZM200 231V230H199ZM240 231H241V229H240ZM39 232V231H38ZM51 232H52V230H51ZM104 232V231H103ZM152 232V231H151ZM193 232H194V230H193ZM192 232V233H193ZM250 232V231H249ZM253 231H251V233L250 234H253L252 233ZM256 232V231H255ZM58 233V232H57ZM77 233V234H78ZM84 233V232H83ZM164 233V232H163ZM189 233V232H188ZM60 234H62V233H60ZM101 234V233H100ZM157 234V233H156ZM171 234V233H170ZM169 234V235H170ZM176 234V233H175ZM180 233H177L176 235H175V238L174 237H172V238H174L173 240H174V242H172L174 245L173 246H175V248L173 247H171V249H169L170 247H169V245H168V247L169 248H167V246H166V248L167 249H169L170 251H169V256H170V258L171 257H173V258H171V259H169L168 261H169V264H180L181 262L177 259V257L179 256L180 257V254H179V250H177V249H179V243H181V241L179 242L178 241V239L179 238H181L180 237V235H179ZM182 234V233H181ZM184 234V233H183ZM190 234V233H189ZM189 234L187 235V236H189ZM196 234H198V233H195V235ZM202 234V233H201ZM246 234V233H245ZM39 235V234H38ZM84 235V234H83ZM151 235V234H150ZM194 235V234H193ZM199 235V234H198ZM247 235H249V234H247ZM103 236V235H102ZM154 236V235H153ZM152 236V238H154ZM156 236V235H155ZM160 236V235H159ZM249 236H251V235H249ZM38 237V236H37ZM79 237H81V236H79ZM78 237V238H79ZM99 237V236H98ZM167 237H168V235H167ZM200 237V236H199ZM58 238V237H57ZM60 238V237H59ZM58 238V239H59ZM63 238V237H62ZM100 238H101V235H100ZM99 238V239H100ZM150 238V237H149ZM191 239H192V237H190ZM203 238V237H202ZM246 238V237H245ZM244 238V239H245ZM61 239V238H60ZM85 239V238H84ZM104 239V238H103ZM103 239H102V242H104L103 241ZM151 239V238H150ZM160 239H161V237H160ZM164 239H166V238H164ZM170 239V238H169ZM184 239H186V238H184ZM194 239V238H193ZM243 239V238H242ZM19 240V239H18ZM14 241V242H12V243H14V249H15V247L17 248V249H22L21 248V245L19 244V241ZM40 240V239H39ZM105 240V239H104ZM176 240V241H175ZM60 241V240H59ZM78 241H79V239H78ZM78 241H77V243H78ZM81 241V240H80ZM80 241H79V243H80ZM86 241V240H85ZM84 240L83 241H81V243L82 242H85ZM159 241V240H158ZM197 241H198V239H197ZM253 241V240H252ZM41 242V241H40ZM182 242H183V240H182ZM245 242V241H244ZM53 243H54V241H53ZM78 243V244H79ZM81 243H80V245H81ZM100 243V242H99ZM9 244V243H8ZM40 244V243H39ZM56 244V243H55ZM54 244V245H55ZM83 244H85L86 245V243H83ZM160 244V243H159ZM259 244V243H258ZM84 245V246H85ZM183 245V244H182ZM64 246V245H63ZM66 246V245H65ZM64 246V247H65ZM83 246V245H82ZM83 246V247H84ZM172 246V245H171ZM38 247H39V245H38ZM58 247V246H57ZM60 247V246H59ZM80 248V247H79ZM85 248V247H84ZM88 248V247H87ZM181 248H183V246L181 247ZM24 249V248H23ZM26 249V248H25ZM48 249V248H47ZM80 249H82V248H80ZM79 249V250H80ZM92 249V248H91ZM166 249V253H168L167 250ZM16 250V249H15ZM15 250H14V252H15ZM40 250V249H39ZM61 250V249H60ZM60 250H59V252H60ZM69 250H68V252H69ZM57 251V250H56ZM91 251V250H90ZM163 251V250H162ZM13 252V251H12ZM19 253H20V251H18ZM24 252H25V250H24ZM42 252V251H41ZM116 252H117V250H116ZM119 252V251H118ZM121 252V251H120ZM119 252V253H120ZM16 253V252H15ZM43 253H44V251H43ZM42 253V254H43ZM61 253V252H60ZM63 253V252H62ZM65 253V252H64ZM70 253V254H71ZM79 253H80V251H79ZM119 253L118 254H116L117 256H115L114 258V260H113V262L115 263V264H118V263H120V261H118V259H119V257L118 256H120L119 255ZM180 253H181V249H180ZM23 254V253H22ZM54 254V253H53ZM66 254H68L67 252H66ZM92 254V253H91ZM121 254V253H120ZM25 255H26V253H25ZM24 255V256H25ZM55 255V254H54ZM63 255V254H62ZM61 255V256H62ZM113 255H115V254H113ZM166 255V254H165ZM168 255V254H167ZM53 256V255H52ZM88 256V255H87ZM111 256V255H110ZM184 256V255H183ZM51 257V256H50ZM47 254H45L44 253V256H42V257H39V261L37 262L36 260H35V258H36V256L35 257H32V255H27V256H25L24 258H22V261H20L21 262V264H53L54 262L52 261V259L50 258ZM67 257V256H66ZM91 257H93V256H91ZM178 257V258H179ZM55 258V257H54ZM61 258V257H60ZM110 258H112V257H110ZM169 258V257H168ZM37 259H38V257H37ZM63 259V258H62ZM61 259V260H62ZM60 260V261H61ZM66 260V259H65ZM71 261V262H74V261ZM188 260V259H187ZM57 261V260H56ZM55 261V262H56ZM110 261H111V259H110ZM182 261V260H181ZM185 261V260H184ZM53 262V263H52ZM59 262V261H58ZM64 262V261H63ZM66 262V261H65ZM64 262V263H65ZM186 262L187 261H185V264H186ZM63 263V264H64ZM77 263V264H78ZM114 263H112V264H114ZM183 263V262H182ZM1 264V263H0ZM67 264H68V262H67ZM87 264H89V263H87ZM121 264V263H120ZM184 264V263H183ZM189 264V263H188Z\"/></svg>", "mask_w": 264, "mask_h": 264}]
</instances>
